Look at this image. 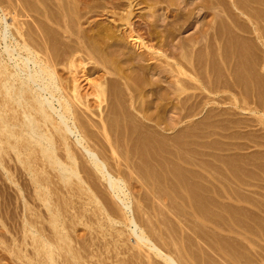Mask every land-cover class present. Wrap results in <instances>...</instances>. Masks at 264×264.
I'll list each match as a JSON object with an SVG mask.
<instances>
[{"label":"bare ground","instance_id":"1","mask_svg":"<svg viewBox=\"0 0 264 264\" xmlns=\"http://www.w3.org/2000/svg\"><path fill=\"white\" fill-rule=\"evenodd\" d=\"M54 1V0H53ZM98 1V0H97ZM105 1V0H104ZM147 2V0H108L107 2H100V0L97 2V4H99V12L101 13V15H107V16H115L116 15V9H118V11H121L123 9V12L121 14H123L120 19L118 20L117 17L114 19L112 18V20H110L111 22H108L106 19V22L108 23H112V24H106L104 23V20H102L101 25L97 24L96 20L95 23H92L94 20H91L92 22H88L89 26L84 25L83 22H85L86 17H82L85 16V12L83 13L81 10H76L72 8V10L70 9L71 6L66 7V6H61L60 4H58L57 6L55 5L56 8L51 6H41L40 14H41V19L40 21L43 22L40 30L38 31H30L27 30L26 28H24L23 26L19 28H22V31L15 27V29L17 28V34H20L21 39H19L15 32H12L10 29V25L7 21V17L6 14L3 12L4 10L2 9L3 7H1L0 5V163H2L4 156L8 155V149L10 148V150L12 149V151H15V154L17 155V159H19L20 162H22V165L28 170L30 176H32V180L33 182L31 184L35 185L34 187V191L36 189V193H34L38 196H36L37 201L38 198L40 200H42L44 203L41 204L43 205V207H45V210L43 211L44 214H47V212L49 213V215L47 216V218H49L48 220H44L46 221L45 223L47 225H49L51 229H48L46 227H44L46 224L43 225V228L39 230L38 224L36 227V223L34 224H30L28 227V229L25 230L30 232V235L32 236L31 239L32 241H36V245L35 243H33L32 241H29L30 244L31 242L33 244H31L32 246L35 247L34 250L35 251V255H37V258L33 257L34 259L31 258V260H29L30 255L28 257L25 256L28 259V262L30 261V263L32 264H86L88 263L86 261V256L88 255V253H84L83 251H88V249L86 248L84 241L78 240L77 242L80 244V246H76L73 245V242L75 244V236L73 234H75L74 232L78 231L76 230L77 225L80 223L82 224V221L80 220H84V218H86L87 215V211L89 210L90 204H95L98 207L97 210L94 207L93 209H95V214L97 212V214L95 216H108L109 220L111 221V224L115 225L116 224H125L126 228L129 227L130 230L132 231V233L134 234L135 237V243L138 246H145L149 251H151L152 253H154L155 255H157L160 259H162L165 263L167 264H181L182 262L179 260V257H175L172 255V253H168V252H164L159 245L157 244V242L154 241V239L151 237L150 233L147 232L146 228L141 225V223H139L138 219L135 216V211L133 209L134 205H132L133 201H131V198L133 195L135 197V194H133L131 196V192L132 189L130 188L128 182L131 181L127 179V175L124 176L123 174H117L114 173L111 169V162L108 163L109 161L106 159V157H104L98 150L99 145L97 144V149L93 148V144H91V139H92V135L89 133V130H93L90 128L91 125L93 128L98 129V131L95 133V137H97L96 135L98 134L101 135V137H103V140L106 142V147L108 148L111 152V154H113L115 156H119V158H123L126 161V165L122 162L123 160L120 159V162H117V165H121L122 163L125 165V168H141L143 164H147L146 160L144 161L141 157L140 160L141 163L142 161H144L143 164H139L136 161H138L139 159H135V157L132 154V151L134 150L135 146H136V140L134 139L137 136L138 139L142 138L144 141L145 140H149L147 142V145L150 144L151 142H153L152 144H154L155 146H157L158 141L160 142V140L157 139V143L155 141H153V138L156 136V134H161V137H169L165 134H163V132H167L169 130V133H173L174 137L177 138L176 141L181 138V133H183V126H180L181 122L183 121L184 117L187 116H196L197 110L196 108L199 107L198 103H194L189 104L190 100H189V109L188 107L182 103H185L186 100L188 101V99H186L184 101V99L189 95V92L186 90L185 86L187 85H191L193 87L194 84L196 85V83H192L189 84L188 83V79L192 78L193 80H198L199 78H197V75L194 73H197V71L199 72L200 69L199 66H197V62L200 61L199 58V53L200 51H203V48H211L213 45V42L215 41L216 38H221L222 33H220L221 35L218 34V30L219 26H217L216 24H219L217 22V18L220 20V22H223L224 25H226L227 28H233L234 26H236L237 23V13L242 12L241 8L242 6L239 7V3L237 4V2H239V0H222L219 2V0H200V3H202L201 5L204 4V6H202L203 8L205 7V11L203 12V14H201V10L199 11L201 14V17H198L199 14L197 15V13H199L198 11L194 12L193 11V6H195L196 4L194 3L196 0H153V7L151 8L154 12H157L156 15L158 14L159 18H162V21H166L165 19V12L168 8L167 6L173 5L174 4L177 7V13H179L180 9V13L177 16H180L181 18L185 19L182 20L183 23L181 24L180 22H178L180 24V28L176 27H170V29H164V31H162V33L164 34V32L166 31L167 33L164 35H161V30L160 29H154L153 26H155L154 23L151 24V22L146 20V30L143 31L140 28L139 24H142L141 22L138 24L136 22V20H134V15L136 18V14H135V10L136 7L138 5H142L144 2ZM149 1V0H148ZM151 1V0H150ZM149 3H152L150 2ZM241 1V0H240ZM243 1V0H242ZM250 1V0H249ZM253 1V0H252ZM251 1V2H252ZM262 1V0H260ZM58 2V1H57ZM75 2V1H74ZM80 2V1H79ZM85 2V1H82ZM89 3V0L87 1ZM91 2H94L93 0ZM100 2V3H99ZM144 4H147V3ZM221 3V9H219L217 7L218 5ZM259 2V1H258ZM59 3V2H58ZM81 3V2H80ZM148 3V4H149ZM197 3V2H196ZM200 3L198 5H200ZM226 3V4H225ZM240 5L244 6L245 5L242 4L244 2H240ZM255 3H257V1H255ZM260 3V2H259ZM55 4H57L55 2ZM74 4V3H73ZM83 4V3H82ZM143 4V5H144ZM147 4V5H148ZM166 4V5H165ZM183 6H182V5ZM192 5V7H190V5ZM195 4V5H194ZM225 4V5H224ZM92 5V4H91ZM90 5V6H91ZM95 5V4H94ZM93 5V6H94ZM189 5V7L187 6ZM76 7H78L77 5H74ZM83 6V5H82ZM88 6V5H87ZM89 6V7H90ZM150 6V4H149ZM148 6V8H150ZM173 6L172 9L174 8ZM175 6V7H176ZM185 6H187L185 8ZM197 6V5H196ZM196 6L194 8H196ZM222 6H226V8H222ZM249 6V5H248ZM255 6V5H254ZM259 6V4L257 5ZM256 6V7H257ZM263 6V5H262ZM75 7V8H76ZM124 7V8H123ZM181 7H184L182 9ZM198 7V6H197ZM247 7V5H246ZM253 7V4H252ZM82 8V7H81ZM85 8V7H84ZM96 8V7H95ZM109 8V9H108ZM123 8V9H120ZM141 8V7H140ZM147 8V7H146ZM180 8V9H179ZM216 8V9H214ZM240 8V11L238 10ZM261 8V7H260ZM71 12H70V10ZM83 9V8H82ZM91 9V8H90ZM89 9V10H90ZM102 9V10H101ZM120 9V10H119ZM138 9V8H137ZM150 9V10H151ZM166 9V10H165ZM171 9V10H172ZM197 9V8H196ZM219 9V11H221L223 9V11L221 12L223 15H221V13H219V11H213V10H217ZM236 9V10H235ZM244 11H248V9L244 10ZM255 9V8H253ZM262 9V8H261ZM260 9V10H261ZM87 10V9H86ZM85 10V11H86ZM88 10V11H89ZM163 10V11H161ZM175 9H173L174 11ZM237 11V13L235 11ZM251 10V9H250ZM257 12V9H255ZM84 11V10H83ZM95 11V10H94ZM139 11V10H138ZM141 11V10H140ZM143 11V10H142ZM170 11V8H169ZM167 11V12H169ZM173 11H171V13H174ZM185 11V12H184ZM187 11V12H186ZM203 11V10H202ZM236 13L235 15H233L235 18H237L236 20L233 17V20H235V24L232 27V24L230 23V20H232V13L234 14V12ZM6 12V11H5ZM95 12H98L97 10ZM162 12V13H161ZM175 12V13H176ZM254 12V11H253ZM61 14V20L58 18L60 17L59 15ZM91 13V11H90ZM145 13V12H144ZM151 13V11H150ZM170 13V14H171ZM176 13V14H177ZM252 13V12H250ZM258 13V12H257ZM11 14V13H10ZM23 14V13H22ZM39 14V15H40ZM87 14V13H86ZM94 14V13H93ZM98 14V13H97ZM138 14V13H137ZM147 14V13H146ZM143 14V15H146ZM167 14V13H166ZM213 16H212V15ZM227 14V15H226ZM244 14V13H243ZM12 15V14H11ZM58 15V16H57ZM75 15V16H73ZM88 15V14H87ZM211 15L210 20H206V23L203 22L202 20V25L205 23L206 27H204L203 30V38L204 40H200L199 37L195 36H191L190 39H188V41L185 39H183L184 41H179L178 44H175L180 47L183 48V51L181 52V49L177 48L174 45L173 42V38L169 39L170 36L174 37V35H176V33H178L177 29L182 30L185 27H191L192 24H194V22L196 20L201 21V19H204L205 17H208ZM225 15V16H224ZM240 13H239V18H240ZM250 15V14H248ZM256 15V13H255ZM254 15V17H255ZM8 16V15H7ZM90 16V15H89ZM95 16V15H94ZM117 16V15H116ZM139 16V15H138ZM148 16V14H147ZM155 17V15H153ZM173 16H175V14H173ZM221 16V17H220ZM223 16V17H222ZM252 16V15H251ZM260 16V15H257ZM14 17V16H13ZM80 17V22L81 19H84L85 21H83L82 23H76L77 18ZM92 17V16H91ZM103 17V16H101ZM105 17V16H104ZM146 17V16H145ZM155 17V19H156ZM168 17V15H167ZM166 17V18H167ZM179 17L178 20H181V18ZM217 17V18H216ZM220 17V18H219ZM247 17V16H246ZM39 18V17H38ZM76 18V19H75ZM140 18V17H139ZM150 18V17H149ZM151 18H153L151 16ZM172 18V17H171ZM174 18V17H173ZM176 18V17H175ZM178 18V17H177ZM243 18V16H242ZM257 18V17H255ZM14 19V18H13ZM96 19V18H95ZM110 19V18H109ZM141 19V18H140ZM147 19V18H146ZM168 19V18H167ZM206 19V18H205ZM204 19V20H205ZM209 19V18H208ZM245 19V18H244ZM243 19V20H244ZM254 19V18H251ZM249 19V21L251 20ZM78 24V26H72L74 23ZM79 20V19H78ZM90 21V19H87ZM232 20V21H233ZM73 21V23H72ZM101 20H99L100 22ZM121 21H124V25L120 26ZM181 21V22H182ZM208 21V22H207ZM231 21V22H232ZM240 21V20H239ZM242 21V19H241ZM248 21V22H249ZM258 21V20H256ZM260 21V20H259ZM78 22V21H77ZM87 22V21H86ZM154 22H156V20H154ZM198 21H196L197 23ZM245 22V21H242ZM240 22V25L241 23ZM254 23V20L251 21ZM72 23V24H71ZM161 23V22H159ZM172 23V22H171ZM195 23V24H196ZM222 23V25H223ZM260 23V22H259ZM259 23L257 25L256 23V27L255 29L257 30L259 27ZM262 23V22H261ZM12 24V23H11ZM23 24V23H22ZM40 24V23H39ZM57 25V27L55 25ZM104 24V25H103ZM106 24V25H105ZM138 24V25H137ZM154 24V25H153ZM167 23H165L166 25ZM170 24V23H169ZM178 24V25H179ZM204 24V25H205ZM245 24V23H242ZM255 24V23H254ZM14 25V23H13ZM45 25V26H44ZM162 25V24H161ZM201 25V24H200ZM250 25V24H249ZM16 26V24H15ZM26 26V24H25ZM143 26V24H142ZM157 26V23H156ZM172 26V25H171ZM184 26V28L182 27ZM239 26V25H238ZM244 26V25H241ZM240 26V27H241ZM245 26H247V21ZM244 26V27H245ZM38 27V28H39ZM158 27V26H157ZM166 27V26H163ZM182 27V28H181ZM194 27V25H193ZM203 27V26H202ZM216 27H218L216 29ZM222 27V26H221ZM237 27V26H236ZM239 27V28H240ZM258 27V28H257ZM263 27V25H262ZM14 28V27H13ZM42 28V29H41ZM224 28V27H223ZM248 28V27H247ZM250 28V27H249ZM252 28V27H251ZM264 28V27H263ZM36 29V28H35ZM34 29V30H35ZM201 29V28H200ZM198 28V30H200ZM238 29V27H237ZM242 29H246V28H242ZM254 29V28H253ZM185 30V29H184ZM217 30V31H216ZM224 30V29H223ZM227 30V29H226ZM225 30V31H226ZM235 30V29H234ZM232 29V31H234ZM241 30V29H240ZM248 30V29H247ZM252 30V29H251ZM255 30V31H256ZM224 31V33H225ZM236 31V30H235ZM242 31V30H241ZM254 31V32H255ZM244 32V31H243ZM249 32V31H247ZM258 32V31H257ZM256 32V33H257ZM201 33V32H200ZM236 33V32H235ZM240 33V32H239ZM238 33V34H239ZM260 33H262L260 31ZM173 34V35H172ZM194 34V33H193ZM227 34V33H225ZM233 34V33H231ZM242 34V33H241ZM239 34V35H241ZM262 36V35H259ZM170 35V36H168ZM219 35V36H218ZM237 35V36H239ZM247 35V34H246ZM245 35V36H246ZM183 36V35H181ZM185 36V35H184ZM226 36V35H225ZM232 36V35H231ZM177 37V35H176ZM180 37V35H179ZM230 37V36H229ZM234 37V34H233ZM184 38V37H183ZM187 38V37H185ZM218 38V39H219ZM232 38V37H231ZM237 38V37H236ZM236 38L233 39L234 42L236 41ZM242 38V37H241ZM246 38V37H245ZM262 38V37H261ZM182 39V38H181ZM222 39V38H221ZM226 39V38H225ZM240 39V38H237ZM247 39V38H246ZM249 39V38H248ZM108 40V41H107ZM112 40V41H111ZM157 44H154L152 42H155ZM178 40V38H177ZM217 40V39H216ZM223 40V39H222ZM232 40V41H233ZM244 40V39H243ZM258 40V39H257ZM256 40V41H257ZM264 40V38H263ZM110 41V42H109ZM248 41V40H247ZM250 41V40H249ZM255 41V39H254ZM259 41V40H258ZM261 41V40H260ZM170 42L173 43V45L179 49L176 50L178 52H175L174 47L172 48V44H170ZM220 42V40H219ZM264 42V41H263ZM204 43V45H202ZM215 43V42H214ZM218 43V42H217ZM229 43V41H228ZM219 44V43H218ZM222 44V43H221ZM224 44V42H223ZM259 44V43H258ZM200 45V46H198ZM212 45V46H211ZM220 45V44H219ZM261 45V43H260ZM156 46H158V48L160 47L162 50H160V48L158 49ZM211 46V47H210ZM168 47V48H166ZM215 47V44H214ZM228 47V44H227ZM218 48V46L216 47ZM215 48V49H216ZM226 48V47H225ZM170 49H174V50H169ZM223 49V48H222ZM205 50V49H204ZM227 49H224V51ZM168 51L170 53H168ZM183 53L180 55V52ZM208 51V50H207ZM213 51V50H212ZM222 51V50H221ZM210 52V49H209ZM215 52V51H213ZM217 52V50H216ZM220 52V51H219ZM226 52V51H225ZM179 53V55L177 54ZM208 53V52H207ZM228 53L230 54V52L228 51ZM188 54V55H187ZM215 54V53H214ZM221 53H219L220 55ZM227 54V53H226ZM104 55H109L110 59H107V61L105 60L106 58L104 57ZM213 55V53H212ZM217 55V54H216ZM106 56V57H107ZM190 56V59L188 57ZM215 56V55H214ZM229 56V55H228ZM227 56V57H228ZM231 56V55H230ZM203 57V56H202ZM217 57V56H216ZM220 57V56H219ZM218 57V59H219ZM184 59H188V63L186 64L185 62H183ZM194 58V59H193ZM209 58V56H208ZM224 58V57H223ZM222 58V59H223ZM229 58V57H228ZM155 59L161 62H155ZM177 59V60H176ZM198 59V61H197ZM204 59V57H203ZM213 59V58H212ZM211 59V60H212ZM173 60V61H172ZM210 60V59H209ZM220 60V59H219ZM224 60V59H223ZM226 60V58H225ZM230 60V59H229ZM257 60V59H256ZM260 60V58H259ZM206 61V60H205ZM217 61V60H216ZM202 62V61H201ZM209 62V61H208ZM260 62V61H259ZM204 63V61H203ZM219 63V61H218ZM225 63V62H224ZM92 64V65H91ZM201 64V63H200ZM214 64V63H213ZM190 65V66H188ZM211 65V64H209ZM223 65V64H222ZM227 65V64H226ZM231 66H233L232 64H230ZM229 65V66H230ZM255 65V64H254ZM259 65V64H257ZM169 69L173 68L175 71V75L177 77L176 71H178L179 75H183V78H181L180 76H178L177 78L175 77V75H171L174 76V80H171L173 82H171L170 84L173 86L172 89L173 91H181V92H188V94H183V98H180V94L181 92H175L176 95L173 91H171V87H169L168 89L174 93L173 96H177L175 97V100L177 101H173V102H177V103H172L171 106L169 104V98L172 97V95L170 96L168 93H166L164 91V85H162V81L163 78L169 77L166 75L167 73V67ZM171 66V67H169ZM188 66V67H187ZM207 66V65H206ZM205 66V67H206ZM225 66V65H224ZM228 66V67H229ZM198 67V68H197ZM210 67V66H208ZM214 67V66H213ZM264 67V66H263ZM207 68V67H206ZM184 69H190V71H193L194 73H190L187 72ZM205 69V68H204ZM210 69V68H208ZM231 69V68H230ZM263 69V68H262ZM207 70V69H206ZM225 70V69H224ZM223 70V71H224ZM172 72V69L170 70ZM201 71V70H200ZM216 71V70H215ZM238 71V70H237ZM244 71V70H243ZM169 72V70H168ZM209 72V71H208ZM232 72V71H231ZM234 72V71H233ZM236 72V71H235ZM201 73H206L205 70ZM220 73V72H219ZM240 73V72H239ZM90 74H94L96 75L97 79H95L94 81L91 82V91H82V79H87L88 76ZM168 74V75H170ZM211 74V72H210ZM216 74V72H215ZM218 74V73H217ZM237 74V73H236ZM205 75V74H204ZM203 75V76H204ZM226 75V74H225ZM232 75V74H231ZM247 75V74H246ZM157 76V77H156ZM188 76V77H186ZM199 76V75H198ZM223 76V75H221ZM236 76V75H235ZM245 76V74H244ZM243 76V77H244ZM215 77V76H214ZM225 77V76H224ZM232 77V76H231ZM242 77V74H241ZM249 77V76H248ZM186 78V79H185ZM188 78V79H187ZM204 78V77H203ZM210 78V77H209ZM208 78V79H209ZM216 78V77H215ZM220 78L217 76V79ZM222 78V77H221ZM234 78V77H233ZM240 78V77H239ZM89 79V78H88ZM201 79V78H200ZM212 78H210L211 80ZM228 80V78H226ZM225 79V80H226ZM243 79V78H242ZM245 79V78H244ZM205 80V79H204ZM213 80V79H212ZM235 80V79H233ZM237 80V79H236ZM241 80V79H240ZM191 81V80H190ZM189 81V82H190ZM206 81V80H205ZM217 81V80H216ZM214 81V82H216ZM220 81V80H218ZM217 81V82H218ZM224 81V80H223ZM221 81V82H223ZM238 81V80H237ZM244 81V80H243ZM247 81V80H246ZM164 82V81H163ZM170 82V80H169ZM194 82V81H193ZM199 82V80H198ZM211 82V81H210ZM236 82V81H235ZM165 83V82H164ZM212 83V82H211ZM209 83V85L211 84ZM219 83V82H218ZM223 83H227V82H223ZM232 83V81H231ZM243 83V82H242ZM198 84V83H197ZM167 85V84H166ZM226 85V84H225ZM233 85V83H232ZM241 85V83H240ZM248 85V84H247ZM216 86V85H215ZM219 86V85H218ZM229 86V85H228ZM244 86V85H243ZM166 87V86H165ZM189 86H187L188 88ZM201 87V86H200ZM217 87V86H216ZM225 87V86H224ZM240 87V86H239ZM245 88L248 89V87L244 86ZM185 88V91H184ZM192 88V87H191ZM209 88V87H208ZM219 88V87H218ZM227 88V87H226ZM234 88V87H233ZM190 89V88H189ZM163 90V91H162ZM203 90V89H201ZM206 90V89H205ZM216 90V89H215ZM243 90V89H242ZM207 91V90H206ZM227 91V90H226ZM231 91V90H230ZM237 91V90H236ZM169 92V91H168ZM170 92V93H171ZM191 92V91H190ZM195 92V91H194ZM208 92V91H207ZM214 92V91H213ZM217 92V91H216ZM222 92H224V90H222ZM239 92V91H238ZM192 93V92H191ZM197 93V92H195ZM181 94V95H182ZM240 94V93H238ZM248 94V93H247ZM243 95V94H242ZM170 96V97H169ZM200 96V95H199ZM223 97V95H221ZM227 96V95H226ZM233 95H231L232 98ZM246 96V93H245ZM249 96V95H248ZM258 96V95H256ZM192 97V96H191ZM190 97V98H191ZM202 97V96H200ZM229 97V96H228ZM236 97V96H234ZM247 97V96H246ZM94 99L97 103V105H94V103L92 104L91 100ZM174 98V97H173ZM172 98V100H173ZM188 98V97H187ZM199 98V97H197ZM203 98V97H202ZM212 98V97H211ZM210 98V99H211ZM240 98V97H239ZM259 98V96H258ZM196 99V98H195ZM194 99V100H195ZM227 99V98H226ZM229 99V98H228ZM242 99V98H241ZM249 99V98H248ZM252 99V98H251ZM91 100V101H90ZM198 100V99H197ZM196 100V102H197ZM209 100V99H208ZM240 100V99H239ZM94 101V102H95ZM206 101V100H205ZM236 101V98H235ZM171 102V101H170ZM193 102V101H191ZM199 102V101H198ZM202 102V101H201ZM260 102V101H258ZM95 103V104H96ZM200 103V102H199ZM244 103V102H243ZM246 103V102H245ZM261 103V102H260ZM248 104V103H247ZM94 105V106H93ZM171 106V107H170ZM202 106H204V104H202ZM207 106V105H206ZM182 107H185V109H181ZM187 107V108H186ZM173 108V109H172ZM203 108V107H202ZM239 108V107H238ZM172 109V110H171ZM176 109V111H174ZM198 109V108H197ZM206 109V108H205ZM211 110V108H209ZM174 111V113H180L179 110H182L183 112H181V116L178 114V120L176 119L175 122V118L172 115V117H174V121H171L170 119L172 118H168L167 120V115L169 114L168 112ZM185 110H188V112L186 111V113H184ZM244 110V109H243ZM179 111V112H177ZM208 111V109H207ZM12 113V115L10 114ZM168 113V114H167ZM184 113V114H183ZM205 113V112H204ZM171 114V113H170ZM198 114V113H197ZM176 115V114H175ZM208 115V114H207ZM170 116V115H168ZM205 116V115H204ZM208 118V117H207ZM210 118V117H209ZM264 118V117H263ZM211 119V118H210ZM167 120V121H166ZM173 120V119H172ZM195 120V119H194ZM204 120V119H202ZM201 120V121H202ZM216 120V119H215ZM200 121V122H201ZM206 121V120H205ZM212 121V119H211ZM235 121V120H234ZM234 121H232L234 123ZM241 121V120H239ZM170 122H174V123H170ZM214 122V121H213ZM236 122V121H235ZM123 125H122V124ZM193 123V122H192ZM197 123V122H196ZM202 123V122H201ZM210 123V122H209ZM216 123V122H215ZM194 124V123H193ZM199 124V123H198ZM242 124V123H241ZM182 125V124H181ZM200 125V124H199ZM207 125V124H206ZM215 125V124H214ZM229 125V124H228ZM240 125V124H239ZM202 126V125H201ZM208 126V125H207ZM212 126V125H210ZM232 126V125H231ZM238 126V125H236ZM183 127V128H182ZM196 127V126H195ZM209 127V126H208ZM90 128V129H89ZM191 129V127H188ZM206 128V127H205ZM204 128V129H205ZM216 128V127H215ZM189 129V130H190ZM193 129V128H192ZM191 129V131H192ZM210 129V128H209ZM141 130V131H140ZM171 130V131H170ZM95 131V130H94ZM187 131V130H186ZM194 135L197 133L194 129ZM203 131V129H202ZM210 131V130H209ZM196 132V133H195ZM201 132V131H200ZM191 133V132H190ZM199 133V132H198ZM216 133V132H215ZM231 133V132H230ZM229 133V134H230ZM187 134V133H186ZM211 134V133H210ZM214 134V133H213ZM233 134V133H232ZM158 135L156 136V138L158 137ZM164 135V136H162ZM171 137V134H169ZM184 136V134H182ZM201 135V134H200ZM207 135V134H206ZM215 135V134H214ZM193 136V135H192ZM202 136V135H201ZM93 137V138H95ZM100 137V136H99ZM100 137V138H101ZM194 137V136H193ZM224 137V136H223ZM230 137V136H229ZM228 137V138H229ZM236 137V136H235ZM121 138H127L126 144L124 145V147H126V153L123 155H120L119 153V146L120 144H116L117 140L121 139ZM155 138V140H156ZM159 138V137H158ZM173 138V137H172ZM174 138V139H175ZM189 138V137H188ZM197 138V136H196ZM195 138V139H196ZM225 138V137H224ZM234 138V137H233ZM14 139V141L12 140ZM139 139V140H140ZM141 139V140H142ZM165 139V138H162ZM227 139V138H226ZM93 140V139H92ZM138 140V141H139ZM140 140V141H141ZM170 140V139H168ZM182 141V139H180ZM186 140V139H185ZM221 140V139H220ZM225 140V139H224ZM95 141V139L93 140ZM92 141V142H93ZM121 141V140H120ZM135 142V146L133 145V142ZM139 141V142H140ZM151 141V142H150ZM163 141V140H162ZM171 141V140H170ZM168 141V142H170ZM213 141V140H212ZM103 142V141H102ZM123 142V140H122ZM130 142H132V145L134 146L133 150H132V145L130 144ZM143 142V141H142ZM140 142L141 144H143V148L147 149V145L143 142ZM150 142V143H149ZM166 142V140H164L162 142V144ZM179 142V141H178ZM176 142L175 147H177V150L179 151L180 149H184V147L181 146V148L179 149L180 144L182 143H178ZM218 142V141H217ZM222 142V141H221ZM257 142V141H256ZM119 143V142H118ZM156 143V144H155ZM175 143V142H174ZM178 143V144H177ZM186 143V142H185ZM196 143V142H195ZM232 143V142H231ZM259 143V142H258ZM139 145L137 143L138 146H142ZM145 144V145H144ZM171 145V143H169ZM168 144V145H169ZM188 144H190L188 142ZM197 144V143H196ZM213 143H211L212 145ZM227 144V143H226ZM8 146V149L5 147ZM103 145H105L103 143ZM102 145V146H103ZM131 145V146H130ZM158 145H161L160 143H158ZM165 145V144H164ZM167 145V143H166ZM182 145V144H181ZM186 145V144H184ZM183 145V146H184ZM195 145V144H194ZM192 145V146H194ZM214 145V144H213ZM217 145V144H216ZM94 146L95 143H94ZM146 146V147H145ZM219 146V145H218ZM154 147V146H153ZM159 147V146H158ZM158 147H155V153L156 151H158ZM165 147V146H164ZM167 147V146H166ZM170 147V146H169ZM173 147V146H172ZM175 147L173 148V150L175 149ZM215 147V146H214ZM225 147H227V145H225ZM230 147V146H229ZM6 148V149H5ZM103 148V147H101ZM104 148V149H105ZM142 147L139 149H143ZM152 147L148 146V149ZM218 148V147H217ZM79 149V150H78ZM100 149V148H99ZM103 149V150H104ZM125 149V148H124ZM169 149V148H168ZM188 149V148H187ZM194 149V148H193ZM230 149V148H229ZM228 149V150H229ZM8 150V151H6ZM61 150V152H60ZM102 150V149H101ZM107 150V149H106ZM138 150V149H136ZM135 150V151H136ZM160 150V149H159ZM170 150V149H169ZM176 150V149H175ZM173 153H177V150ZM231 150V149H230ZM80 151V153H79ZM121 151V150H120ZM125 151V150H124ZM162 151V150H161ZM167 151V150H166ZM194 151H196L194 149ZM8 153V154H3V153ZM144 152V151H143ZM147 152V151H146ZM148 152L150 153H146V156H149L151 153V155L154 156V151L151 152L148 150ZM160 152V151H159ZM164 152V151H163ZM190 152V151H188ZM106 153V152H104ZM135 153V152H134ZM141 152L138 153V156ZM181 153V152H180ZM179 153V154H180ZM185 153V152H184ZM195 153V152H194ZM193 153V154H194ZM2 154L4 155L2 158ZM81 155V157H80ZM107 155V154H106ZM110 155V154H109ZM108 155V156H109ZM144 155V154H143ZM151 155L149 157H151ZM160 155V154H158ZM170 155V152H169ZM174 155V154H173ZM181 155V154H180ZM196 155V153H195ZM137 156V155H136ZM152 156V157H153ZM157 156V155H155ZM162 156V155H161ZM172 156V154H171ZM188 156V155H187ZM210 156V155H209ZM213 156V155H211ZM221 156V155H220ZM225 156V155H224ZM82 157H86L88 160V165L90 163V167L86 165L82 162ZM112 157V159H113ZM148 157V158H149ZM199 157V156H198ZM217 157V155H216ZM108 158V157H107ZM111 158V157H110ZM117 158V157H116ZM115 158V159H116ZM118 158V160H119ZM136 160H134V159ZM139 158V157H138ZM157 158V157H156ZM164 158V156H163ZM172 158V157H171ZM194 158V157H192ZM204 158V157H203ZM230 158V157H229ZM259 158V157H258ZM262 157H260L261 159ZM111 159V160H112ZM174 159V158H173ZM182 159L179 157V160ZM196 159V157L194 158ZM240 159V158H239ZM110 160V159H109ZM122 160V161H121ZM176 160V159H175ZM186 160V159H185ZM197 160V159H196ZM211 160H213L211 158ZM229 160V159H228ZM231 160V159H230ZM238 160V159H237ZM246 160V159H244ZM259 160V159H257ZM263 160V159H262ZM85 161V160H84ZM139 161V162H140ZM173 161V160H172ZM171 161V162H172ZM202 161V160H201ZM204 161V160H203ZM208 161V160H207ZM223 161V160H222ZM235 161V160H234ZM241 161V159H240ZM243 161V160H242ZM247 161V160H246ZM87 162V161H86ZM146 162V163H145ZM155 162V161H154ZM176 162V161H174ZM187 162V161H186ZM193 162V161H192ZM198 163L199 160L197 161ZM205 162V161H204ZM214 162V160H213ZM218 162V161H217ZM264 162V160L262 161V163ZM113 163V162H112ZM169 163V160H168ZM203 163V162H202ZM224 163V162H223ZM241 163V162H239ZM260 163V161H259ZM4 164V163H3ZM6 164V163H5ZM110 164V166H109ZM149 164V162H148ZM164 165V162L162 163ZM188 164V163H187ZM193 164V163H192ZM220 164V163H218ZM226 164V162H225ZM230 164V163H229ZM233 164V163H232ZM235 164V163H234ZM233 164V165H234ZM251 164V163H250ZM85 165V166H84ZM115 164V167L117 166ZM137 165H140L137 166ZM156 165V164H155ZM172 165V164H171ZM184 165V164H183ZM198 165V164H197ZM204 165V164H202ZM209 165V164H208ZM222 165V162H221ZM224 165V164H223ZM222 165V166H223ZM242 165V164H241ZM253 165V164H252ZM5 166V165H4ZM113 166V165H112ZM122 166V165H121ZM127 166V167H126ZM165 166V165H164ZM173 166V165H172ZM177 166V165H176ZM206 166V163H205ZM235 166V165H234ZM244 166H246L244 164ZM250 166V165H249ZM257 166V165H255ZM263 166V165H261ZM3 167V165H2ZM7 167V166H5ZM23 167V169H24ZM89 167V169H88ZM114 167V168H115ZM124 167V166H123ZM149 167V166H148ZM152 167V166H151ZM156 167V166H155ZM159 167V166H158ZM168 167V165H167ZM203 167V166H202ZM210 167V166H209ZM213 167V166H212ZM226 167V166H225ZM228 167H230L228 165ZM48 168H50L48 170ZM146 168V167H145ZM143 168V170L145 169ZM162 168V167H160ZM189 168V167H188ZM194 168V167H193ZM205 168V167H204ZM216 168V167H215ZM223 168V167H222ZM238 168V167H237ZM240 168V167H239ZM248 168V167H246ZM260 168V167H259ZM95 174L94 172H96V176L97 174L100 175L99 177L101 179H103L104 181L107 182V184L105 186L108 187V189L111 190V192L113 193L114 197L117 198L119 200V202L121 203V209L122 211H120L121 214H117L116 216V212L115 214L112 213L113 210L111 212V208H109V206L107 207L106 203H103L104 201H102L103 199H101L102 197L99 196L100 192L98 193L97 190L95 188H97L96 184L95 186L92 184L90 178L88 177L89 175H87V172H89L88 170ZM137 169V168H136ZM139 169V170H141ZM156 169V168H155ZM170 169V167H169ZM173 169V168H172ZM176 169V168H175ZM190 169V168H189ZM227 169V168H225ZM229 169V168H228ZM258 169V168H257ZM27 170H24L23 172H27ZM52 170L56 173L57 178L59 179V183L54 181L53 179H56V175H52L53 179L50 177L49 175V171ZM87 170V171H86ZM116 170V168H115ZM118 170H121L120 167ZM151 170V169H150ZM161 170V169H160ZM162 170H164L162 168ZM188 170V169H187ZM193 170V169H192ZM191 170V171H192ZM198 170V169H197ZM219 170V169H218ZM223 169H221L222 171ZM246 170V169H244ZM248 170V169H247ZM51 171V172H52ZM129 171V170H128ZM132 171V170H131ZM137 171V170H136ZM142 171V170H141ZM146 171H148V169H146ZM145 171V172H146ZM155 171V170H154ZM165 171V170H164ZM170 171V170H169ZM189 171V170H188ZM187 171V172H188ZM199 171V170H198ZM236 171V169L234 170ZM252 171V170H251ZM254 171V170H253ZM50 172V173H51ZM119 172V171H118ZM133 172V171H132ZM139 171H137L136 175H139L138 173ZM144 172V171H143ZM142 172V173H143ZM156 172V171H155ZM159 172V171H158ZM166 172V171H165ZM174 172V171H173ZM180 172V171H179ZM213 172V171H212ZM245 172V171H243ZM10 173V172H9ZM121 173V172H120ZM135 173V172H134ZM134 173H130L131 175ZM141 173V174H142ZM153 173V172H152ZM164 173V172H163ZM172 173V172H171ZM195 173V171H194ZM197 173V172H196ZM215 173L216 170H215ZM229 173V172H228ZM232 173V172H231ZM252 173V172H251ZM24 174V173H23ZM22 174V175H23ZM26 174V173H25ZM128 174V173H127ZM139 175L142 177V175ZM145 174V173H144ZM143 174V175H144ZM156 174V173H153ZM159 174V173H158ZM157 174V175H158ZM165 174V173H164ZM174 174V173H173ZM179 174V173H178ZM212 174V173H211ZM223 174V173H222ZM221 174V175H222ZM135 175V174H134ZM148 175V174H147ZM150 175V173H149ZM171 175V174H169ZM175 175V174H174ZM188 175V174H187ZM191 175V174H190ZM196 175V174H195ZM214 175V173H213ZM219 175V173H218ZM229 175V174H228ZM231 175V174H230ZM233 175V174H232ZM248 175V174H246ZM245 175V176H246ZM254 175V173H253ZM256 175V173H255ZM10 176V175H9ZM29 176V177H30ZM129 176V175H128ZM138 176V177H139ZM152 176V175H151ZM149 176V177H151ZM161 176V175H160ZM166 176V175H165ZM176 176V175H175ZM208 176V175H207ZM227 176V175H226ZM235 176V175H234ZM233 176V177H234ZM241 176V175H240ZM244 176V177H245ZM250 176V175H249ZM11 177V176H10ZM28 177V175H27ZM95 177V176H93ZM135 177V176H134ZM145 177V178H144ZM148 177V176H147ZM153 177V176H152ZM151 177V180H153ZM163 177V176H162ZM167 177V176H166ZM170 177V176H168ZM172 177V176H171ZM170 177V178H171ZM199 177V175H198ZM201 177V176H200ZM232 177V178H233ZM251 177V176H250ZM131 178V177H129ZM142 178L146 179V175L143 176ZM184 179V177H182ZM208 178V177H207ZM220 178V177H219ZM226 178V177H225ZM239 178V176H238ZM262 178V177H261ZM29 178H26V180ZM97 179V178H96ZM96 179H94V181H96ZM100 179V182H101ZM132 179V178H131ZM138 179V178H137ZM141 179V178H140ZM139 179V180H140ZM148 180L146 181H151L149 178H147ZM177 179V178H176ZM175 179V180H176ZM187 179V178H186ZM189 179V178H188ZM211 179V178H210ZM221 179V178H220ZM224 179V177H223ZM234 179V178H233ZM25 180V179H23ZM31 180V177H30ZM102 180V181H103ZM143 180V179H141ZM140 180V182H141ZM156 180V179H155ZM162 180V179H161ZM164 180V179H163ZM171 180V179H170ZM178 180V179H177ZM180 180V179H179ZM203 180V179H202ZM209 180V179H208ZM219 180V179H218ZM228 180H230L228 178ZM258 180V178H257ZM29 182V180H27ZM26 181V182H27ZM135 181V180H134ZM144 181V180H143ZM145 181V182H146ZM201 181V180H200ZM222 181V180H221ZM246 181V180H245ZM264 181V180H263ZM25 182V181H24ZM23 182V183H24ZM98 182V180H97ZM105 182V183H106ZM136 182V181H135ZM139 182V181H138ZM155 182V181H154ZM158 182V180H157ZM177 182V181H176ZM190 182V180H189ZM210 182V181H209ZM207 182V183H209ZM219 182V181H218ZM228 182V181H227ZM238 182V181H237ZM241 182V181H240ZM244 182V180H243ZM259 182V181H258ZM22 183V185H23ZM95 183V182H94ZM143 183V182H142ZM148 183V182H147ZM151 184L153 182H150ZM149 183V184H150ZM167 183V182H165ZM170 183V181H169ZM195 183V182H194ZM202 183V181H201ZM211 183V182H210ZM213 183V182H212ZM242 183V182H241ZM29 185V183H27ZM26 184V185H27ZM63 184V185H62ZM139 184V183H138ZM136 184V185H138ZM150 184V185H151ZM154 184V183H153ZM178 184V183H177ZM200 184V183H199ZM203 184V183H202ZM226 184V183H225ZM61 185L60 189H65L64 191H67L66 188H68V191L71 192V189L74 188L73 185H76V187H80L78 191H80L79 194H86L88 195L89 201H92L94 203H89V206L86 208L81 209V212H76L79 210V208H81L82 206H86L87 205V201L84 203V205H81V207L76 208L78 210L75 209V215L78 214V216L80 217V220H78V222H74L73 220H71L73 223L72 225L76 226L74 229L73 234L71 233V230L74 228V226L69 225L67 223L66 217L67 215H69L70 217L72 216L71 214H66L67 212H70V208H72L70 203H68L67 198H70L69 196V192H68V197L66 198L64 195L62 196L65 197L66 199L64 200L67 204L65 205V202L62 201V199L60 197L56 198V200L54 199L53 195L56 194V189L58 188V186ZM78 185V186H77ZM98 185V184H97ZM135 185V186H136ZM141 185V183L139 184ZM148 185V184H147ZM149 185V186H150ZM161 185V184H159ZM170 185V184H169ZM179 185V184H178ZM182 185V184H181ZM206 185V184H204ZM215 185V184H214ZM224 185V184H223ZM251 185V184H250ZM253 185V184H252ZM251 185V186H252ZM133 186V185H132ZM143 186V185H142ZM141 186V187H142ZM148 186V187H149ZM183 186V185H182ZM196 186V185H195ZM209 186V184H208ZM263 186V185H262ZM25 187V185H24ZM23 187V188H24ZM57 187V188H56ZM65 187V188H64ZM73 187V188H72ZM154 187V186H153ZM192 187V186H191ZM205 187V186H204ZM213 187V185H212ZM26 188V187H25ZM28 188V187H27ZM26 188V191H27ZM74 188V189H75ZM99 188V187H98ZM101 188V187H100ZM145 188V187H142ZM147 188V187H146ZM197 188V187H195ZM211 188V187H210ZM209 188V189H210ZM231 188V187H230ZM253 188V187H252ZM257 188V186H256ZM59 189V190H60ZM73 189V190H74ZM102 189V188H101ZM104 189V188H103ZM102 189V190H103ZM107 189V190H108ZM139 189V188H137ZM149 189V188H148ZM173 189V187H172ZM180 189V188H179ZM255 189V188H254ZM258 189V188H257ZM263 189V188H262ZM33 190V189H32ZM77 190V189H76ZM74 190V191H76ZM99 190V189H98ZM106 190V191H107ZM145 191V189H143ZM154 190V189H153ZM175 190V189H174ZM173 190V191H174ZM183 190V189H182ZM181 190V191H182ZM190 190V189H189ZM197 190V189H195ZM215 191V189H213ZM222 190V189H221ZM251 190V189H250ZM29 191H31V189H29ZM58 191V189H57ZM137 191V190H136ZM148 191V190H147ZM193 191V190H192ZM206 191V190H204ZM260 191V190H259ZM263 191V190H262ZM25 192V191H24ZM59 192V191H58ZM63 192V191H61ZM111 192H108V194H110ZM142 192V191H140ZM149 192V191H148ZM151 192V191H150ZM190 193H192L191 191H189ZM198 192V191H197ZM208 192V190H207ZM217 192V190L215 191ZM231 192V191H230ZM238 192V191H237ZM257 192V191H256ZM66 193V192H65ZM73 193V191L71 192ZM73 195V196H78L79 198L81 197L80 195ZM102 193V191H101ZM136 193V192H135ZM187 193V191H186ZM212 194V192H209ZM222 193V192H221ZM225 193V192H224ZM31 194V193H30ZM57 194H60L57 193ZM56 194V195H57ZM67 194V193H66ZM105 194V192H104ZM107 194V192H106ZM107 194V195H108ZM147 194V193H146ZM156 193L154 192V195ZM167 194V193H166ZM174 194V192H173ZM181 194V193H180ZM183 194V192H182ZM189 194V193H188ZM207 194V193H206ZM231 194V193H230ZM23 195V193H22ZM55 195V196H56ZM113 195H111L113 197ZM148 195V194H147ZM151 195V194H150ZM153 195V194H152ZM171 195V194H170ZM210 195V194H209ZM233 195V194H232ZM236 195V194H235ZM242 195V194H241ZM246 194H244L245 196ZM254 195V193H253ZM30 196V195H29ZM33 196V197H34ZM58 196V195H57ZM72 196V197H73ZM84 196V195H83ZM185 196V195H184ZM196 196V195H195ZM204 196V195H203ZM220 196V195H218ZM225 196V195H224ZM24 197V196H23ZM72 197L71 200L69 199V201H72ZM104 197V196H103ZM107 197V196H106ZM110 197V196H109ZM108 197V198H109ZM143 197V196H141ZM146 197V196H145ZM149 197V196H148ZM154 197V196H153ZM160 197V196H159ZM210 197V196H209ZM214 197V196H212ZM211 197V198H212ZM216 197V196H215ZM223 197V195H222ZM232 197V196H231ZM234 197V196H233ZM263 197V196H262ZM27 198V197H26ZM32 198V197H31ZM61 199V202H63L64 207L68 205L71 207H66V210L64 208H61L63 206L60 207V200L57 199ZM75 198V197H74ZM82 198V197H81ZM86 197H84L85 199ZM137 198V197H136ZM151 198V197H150ZM157 198V197H156ZM181 198V197H180ZM190 198V197H189ZM238 198V196H237ZM240 198V197H239ZM247 198V197H246ZM251 198V196H250ZM25 199V198H24ZM28 199V198H27ZM206 199V198H205ZM219 199V198H218ZM245 199V198H244ZM243 199V200H244ZM258 199V198H257ZM263 199V198H262ZM75 200V199H73ZM83 199H81L82 201ZM108 200V199H107ZM112 200V199H111ZM115 200V199H114ZM135 200V199H134ZM137 200V199H136ZM140 200V199H139ZM151 200V199H150ZM149 200V201H150ZM153 200V199H152ZM184 200V199H183ZM194 200V199H193ZM197 201V199H195ZM212 200V199H209ZM223 200V199H222ZM229 200V199H228ZM241 200V199H240ZM264 200V199H263ZM53 201H59L60 203H54ZM79 201V200H78ZM85 201V200H84ZM116 201V200H115ZM147 201V200H146ZM216 201V200H215ZM214 201V202H215ZM246 202V200H244ZM23 202V201H22ZM27 202V201H26ZM30 202V201H29ZM33 202V201H32ZM31 202V203H32ZM35 202V201H34ZM114 202V201H113ZM118 202V201H116ZM136 202V201H135ZM193 202V201H192ZM195 202V201H194ZM248 202V201H247ZM254 202V201H253ZM256 202V201H255ZM39 203V202H38ZM115 203V202H114ZM113 203V204H114ZM142 203V202H141ZM144 203V202H143ZM142 203V204H143ZM190 203V201H189ZM198 205L199 203L196 202ZM195 203V204H196ZM207 203H209L207 201ZM219 203V202H217ZM230 203V202H227ZM252 203V202H249ZM72 204V202H71ZM77 204V203H76ZM75 204V205H76ZM112 204V203H111ZM138 204V203H137ZM212 204V202H211ZM23 205V204H22ZM27 205V204H26ZM29 205V206H28ZM26 207L29 210L31 206L30 203L28 204ZM115 205V204H114ZM140 205V204H139ZM193 205V203H192ZM205 205V204H204ZM210 205V204H209ZM213 205V204H212ZM212 205H211V209H212ZM229 205V204H228ZM264 205V204H263ZM116 206V205H115ZM114 206V208H115ZM188 206V205H187ZM195 206V205H194ZM200 206V205H199ZM203 206V205H202ZM215 206H217L215 204ZM231 206V205H230ZM229 206V207H230ZM38 208H40L41 206H37ZM93 207V206H92ZM111 207V205H110ZM141 207V206H140ZM208 207V206H207ZM227 209L229 208L228 206H226ZM225 207V208H226ZM263 207V206H262ZM36 208V206H35ZM47 208V210H46ZM118 208V205H117ZM138 208V205H137ZM136 208V209H137ZM205 208V207H204ZM218 208V207H217ZM222 208V207H221ZM44 209V208H43ZM41 207V211L43 210ZM73 208L71 209V211L74 210ZM88 209V210H87ZM91 210H93L92 208H90ZM111 209V210H110ZM135 209V210H136ZM147 209V208H146ZM194 209V208H193ZM232 209V207L230 208ZM229 209V210H230ZM261 209V208H259ZM264 209V208H263ZM25 207H24V211H25ZM33 210V209H32ZM35 210V209H34ZM142 210V209H140ZM139 210V211H140ZM191 210V209H190ZM198 210V209H197ZM218 210V209H217ZM222 210V209H221ZM225 210V209H223ZM252 210V209H251ZM250 210V211H251ZM23 211V212H24ZM36 211V210H35ZM40 210L38 212H40L41 214L43 212H41ZM47 211V212H45ZM138 211V210H137ZM144 211V210H143ZM205 211V210H204ZM211 211V210H209ZM27 212V211H26ZM118 212V211H117ZM145 212V211H144ZM149 212V211H148ZM186 212V211H185ZM215 212V211H212ZM218 212V211H217ZM220 212V211H219ZM228 212V211H227ZM257 212V211H256ZM264 212V211H261ZM31 213V212H30ZM34 213V212H33ZM36 213V212H35ZM34 213V214H35ZM38 214V217L41 214ZM86 213V214H85ZM94 213V210H93ZM142 213V212H141ZM188 213V212H187ZM191 213V212H190ZM201 213V212H200ZM222 213V211H221ZM220 213V214H221ZM28 214V213H27ZM90 214V213H88ZM114 214V216H113ZM145 214V213H144ZM192 214V213H191ZM204 214V213H202ZM207 214V213H206ZM215 214V213H214ZM257 214V213H256ZM86 215V216H85ZM137 216L139 214H136ZM143 215V214H142ZM141 215V216H142ZM230 215V214H229ZM227 215V216H229ZM232 215V214H231ZM42 216V215H41ZM46 216V215H45ZM45 216H43L42 219L45 218ZM74 216V213H73ZM72 216V217H73ZM85 216V217H83ZM140 216V215H139ZM213 216V215H212ZM216 216V215H215ZM214 216V217H215ZM225 216V217H227ZM246 216V215H245ZM259 216V215H258ZM29 217V216H28ZM35 217V216H34ZM37 217V216H36ZM70 217H68L70 219ZM71 217V218H72ZM77 217V216H75ZM77 217V218H79ZM83 217V219H82ZM149 217V216H148ZM151 217V216H150ZM203 217V216H202ZM213 217V218H214ZM218 217V216H217ZM222 217V216H221ZM223 217V218H225ZM230 217V216H229ZM233 217V216H231ZM242 217V216H241ZM244 217V216H243ZM255 217V216H254ZM24 218V217H23ZM30 218V217H29ZM40 218V217H39ZM45 218V219H47ZM76 218V221H77ZM96 218V217H95ZM98 218H102V217H97ZM191 218V217H190ZM195 218V217H194ZM206 218V217H205ZM219 218V217H218ZM222 218V219H223ZM249 218V217H248ZM257 218V217H255ZM38 219V218H37ZM41 219V220H42ZM68 222L70 223L71 221ZM94 219V217H93ZM102 219H105L102 218ZM106 219V220H108ZM145 219V218H144ZM204 219V218H203ZM210 219V217H209ZM216 219V218H214ZM250 219V218H249ZM29 220V219H28ZM31 220V219H30ZM35 220V219H34ZM33 220V221H34ZM75 220V218H74ZM86 220L89 221V218ZM85 220V221H86ZM96 220V219H95ZM147 220V219H146ZM196 221V219H194ZM241 220V219H240ZM253 220V219H252ZM260 220V219H259ZM27 221V219H26ZM22 222L24 224H27L29 222L26 223ZM32 221V223H33ZM37 221V220H36ZM39 221V220H38ZM42 220V222H44ZM48 221V222H47ZM213 221V220H212ZM225 221V220H224ZM228 221V220H227ZM226 221V222H227ZM93 222V221H92ZM98 222V221H97ZM96 222L98 228H104V224H102L101 219L99 221V224ZM106 222V221H105ZM223 222V220H222ZM236 222V221H234ZM246 222V221H245ZM252 222H257L252 221ZM261 222V221H260ZM31 223V221H30ZM38 223V222H37ZM78 223V224H77ZM85 223V222H84ZM87 223V222H86ZM109 223V222H108ZM233 223V222H232ZM230 223V224H232ZM247 223V222H246ZM264 223V222H263ZM43 224V223H42ZM68 224V225H67ZM90 224V223H87ZM92 224V223H91ZM94 224V223H93ZM110 224V223H109ZM227 224V223H226ZM236 224V223H234ZM248 224V223H247ZM256 224V223H255ZM260 224V223H259ZM23 225V224H22ZM41 226V223L39 224ZM84 225V224H82ZM86 225V224H85ZM84 225V226H85ZM100 225V227H99ZM112 225V226H113ZM206 225V224H205ZM253 225V224H252ZM263 225V224H261ZM72 226V227H71ZM79 226V225H78ZM81 226V225H80ZM87 226V225H86ZM96 226V227H97ZM243 226V225H241ZM23 227H26V225H24ZM89 227V225H88ZM92 227V225H90V228ZM110 227V226H109ZM230 227V225H228V228ZM259 227V226H258ZM36 228V229H34ZM51 233H48V231H46V229ZM242 228V227H240ZM260 228V227H259ZM114 229V228H113ZM124 230V228H122ZM122 229H120L121 231H123ZM234 229V228H233ZM244 229V227H243ZM251 229V226H250ZM51 230V231H50ZM90 230V229H89ZM106 230V229H103ZM101 229V231H103ZM107 230H109L107 228ZM116 230V229H115ZM119 230V229H117ZM119 230V231H120ZM152 230V229H151ZM252 230V229H251ZM250 230V231H251ZM258 230V229H257ZM263 230V229H262ZM26 231H24L25 233H27ZM110 231V230H109ZM118 231V232H119ZM46 232V233H45ZM97 232V231H96ZM108 232V231H107ZM117 234H120L121 232H119ZM232 232V231H231ZM90 233V232H89ZM93 233V232H92ZM98 233V232H97ZM100 233V232H99ZM106 233V232H105ZM110 233V232H109ZM132 233H129L132 234ZM238 233V232H237ZM28 234V233H27ZM96 234V233H95ZM107 234V233H106ZM128 234V232H127ZM132 234V235H133ZM153 234V233H152ZM242 234V233H241ZM29 235V236H30ZM98 235V234H97ZM113 235V234H112ZM125 235V234H124ZM122 234V236H124ZM131 235V236H132ZM30 236V237H31ZM74 236V237H73ZM78 236V235H77ZM76 236V237H77ZM81 236H83L81 234ZM100 236V235H99ZM110 236V235H108ZM264 236V234H263ZM28 237V238H30ZM80 237V236H79ZM112 237V236H111ZM25 238V237H24ZM89 238V236H88ZM131 238V237H130ZM26 239H27V235H26ZM82 239V238H80ZM95 239V236H94ZM84 240V238H83ZM104 240V239H103ZM102 240V241H103ZM120 240V239H119ZM81 241V242H80ZM86 241V240H85ZM92 241V240H91ZM95 241H97L95 239ZM101 241V240H100ZM117 241V240H115ZM131 241V240H130ZM28 242V241H27ZM84 244H83V243ZM99 242V241H98ZM122 242V241H121ZM25 243V242H24ZM82 243V244H81ZM105 243V242H104ZM29 244V243H28ZM29 244V245H30ZM89 244V243H88ZM87 244V245H88ZM110 244V243H109ZM127 244V243H125ZM23 245V244H22ZM104 245V244H103ZM135 245V244H134ZM92 246V244H91ZM124 246V245H123ZM133 246V245H132ZM131 246V247H132ZM27 247V245H26ZM90 247V246H89ZM103 247V246H102ZM112 246L110 245L109 248H111ZM114 247V246H113ZM122 247V246H121ZM134 247V246H133ZM133 247L131 248V250H133ZM23 248V247H22ZM98 248V247H97ZM107 248V249H109ZM119 248V247H118ZM128 248V247H127ZM125 248V249H127ZM138 248V247H137ZM141 248V247H140ZM14 249V248H13ZM12 249V251H13ZM24 249V248H23ZM26 249V248H25ZM90 249V248H89ZM93 249V247H92ZM114 249V248H112ZM250 249V248H249ZM255 249V248H254ZM253 249V250H254ZM264 249V247H263ZM19 250V249H18ZM17 250V251H18ZM34 250L32 252H34ZM102 250V249H100ZM105 250V249H104ZM111 250V249H110ZM121 250V249H119ZM123 250V249H122ZM256 250V249H255ZM11 251V252H12ZM28 251V250H27ZM86 251V252H87ZM148 251V252H149ZM229 251V250H228ZM252 251V250H249ZM248 251V252H249ZM19 252V251H18ZM25 252V251H23ZM89 252V251H88ZM96 252V251H95ZM99 252V250H98ZM111 252V251H109ZM119 252V251H118ZM124 252V251H123ZM138 252V251H137ZM140 252V250H139ZM253 252V251H252ZM258 252V251H256ZM260 252V251H259ZM258 252V253H259ZM91 254V251L89 252ZM104 253V251H103ZM117 253V252H116ZM130 253V252H127ZM126 253V255H127ZM136 253V252H135ZM142 253V252H141ZM15 254V253H14ZM26 254V252H25ZM23 253V255H25ZM33 254V255H34ZM87 254V255H86ZM115 254V253H114ZM177 254V253H176ZM230 254V252H229ZM227 254V255H229ZM250 254V253H249ZM255 254V253H254ZM18 255V254H16ZM21 255V253H20ZM22 255V257H23ZM31 255V256H33ZM94 255V253L92 254ZM96 255V254H95ZM110 255V253H109ZM117 255V254H116ZM125 255V256H126ZM132 255V254H131ZM137 255V254H136ZM139 255V254H138ZM147 255V254H146ZM153 255V254H152ZM251 255V254H250ZM91 256V255H90ZM88 256V257H90ZM106 256V255H105ZM104 256V257H105ZM124 256V255H123ZM141 255H139L138 257H140ZM150 256V255H149ZM19 257V256H18ZM102 257V256H101ZM114 257V255H113ZM133 257V256H131ZM135 257V256H134ZM153 257V256H152ZM93 258V257H92ZM100 258V257H99ZM121 258V257H120ZM129 258V257H128ZM144 258V257H143ZM147 259V257H145ZM181 258V257H180ZM252 258V256H251ZM264 258V257H262ZM23 259V258H22ZM95 259V258H94ZM116 259V258H115ZM118 259V258H117ZM152 259V258H151ZM25 260V259H23ZM22 260V261H23ZM85 260V261H84ZM89 260V259H88ZM101 260V259H100ZM114 260V259H112ZM120 260V259H119ZM124 260V259H123ZM129 260V259H128ZM91 261V260H90ZM130 261V260H129ZM128 261V262H129ZM134 261V260H133ZM149 261V260H148ZM181 263H180V262ZM27 262V264H29ZM98 261H96L97 263ZM101 262V261H100ZM99 262V263H100ZM113 262V261H112ZM116 262V260H115ZM124 262V261H123ZM127 262V261H125ZM141 262V261H140ZM144 262V261H143ZM91 263V262H90ZM89 263V264H90ZM98 263V264H99ZM105 263V262H103ZM114 263V262H113ZM117 263V262H116ZM148 263V262H147ZM102 264V263H101ZM115 264V263H114ZM118 264V263H117ZM129 264V263H128ZM131 264V263H130ZM142 264V263H141ZM146 264V263H145ZM150 264V262H149ZM153 264V262H152ZM244 264V263H243Z\"/></svg>","mask_w":264,"mask_h":264},{"label":"rangeland","instance_id":"2","mask_svg":"<svg viewBox=\"0 0 264 264\" xmlns=\"http://www.w3.org/2000/svg\"><path fill=\"white\" fill-rule=\"evenodd\" d=\"M59 3H58V2ZM75 1V2H74ZM81 3H80V2ZM82 1H85V2H82ZM88 0H0V5H1V7H3L2 9L4 10L3 12L6 14V17H7V21L8 22H10L9 24L10 25H12V26H10V29H11V31L12 32H15V34L17 35V36H19L18 38L19 39H21V37H20V34H17V28H19L20 26L22 27L23 25V27L24 28H28L27 30H29L30 29V31H32L33 30V32L34 31H38V30H40V27H41V25H42V23L43 22H41L43 19V17L41 18V14H40V12H38V11H40V9L39 8H41V6H43V7H45V6H51L52 5V7H54V8H56L55 7V5L57 6L58 4H60L61 6L63 5V6H66V5H68V6H66V7H69V6H71V10H72V8H73V10L74 9H78V10H81L83 13L85 12V16H82L83 18L84 17H86V16H88V17H86V21L84 20V19H81V22H80V17L79 18H77V20H76V23H82L83 21H85V22H83L84 23V25L86 26V24L85 23H87V26H89V24H88V22H92L91 20H94L92 23H95V21L96 20H98V21H96V23L99 25H101V22H102V20H104V23H106V24H112V23H108V22H111L110 20H112V18H116L117 17V19L119 20L120 19V17L124 14H121L122 12H123V10L125 11V13H126V10L125 9H123V8H120V9H123V10H121V11H118V9H116V15L115 16H113V14H112V16H107V15H101V13L99 12V10H100V8H99V4H97V2L99 1H97V0H93L94 2H91L92 0H89V3L87 2ZM108 0H100V2H107ZM116 1V0H115ZM118 1V0H117ZM150 1V0H149ZM149 1L147 0V4L149 3ZM153 0H151L150 2H152ZM177 1V0H176ZM205 1V0H204ZM221 0H219V2H220ZM238 1V0H237ZM252 0H239V2H237V4L239 5V7L240 6H242V8H241V11L242 12H239L241 15H240V18H239V13H237V11L239 10L240 11V8L237 10V11H235L236 13H237V15L236 16H238L237 18H235L233 15H235L236 13L234 12V14L232 13V20H233V17H234V19L236 20L237 19V25L235 24L236 22H235V20H230V23L232 24V27L234 26V24L238 27V29H237V27L236 26H234L233 28H227L226 27V25H224V23L223 22H220V20L217 18V22L219 23V24H216L217 26H219V29L220 30H218L217 28L218 27H216V29L218 30V34L219 35H221L220 33H222V35H221V38L223 39H221V38H216L215 39V43L213 42V46L211 47V48H203L202 50L203 51H200V53H199V58H200V61L199 62H197V66H199V68L198 69H200L199 70V72L197 71V73H194L193 71H190V69H184V70H186L187 72H189V74L190 73H194V74H196L197 75V78H199L198 80H199V82H198V80H193L192 78L190 79H188V83L189 84H192V83H196V85L194 84V86L195 87H193V86H191V85H187V86H189L188 88H187V86H185V88H186V90L189 92V95L190 96H187L186 98L185 97H183V94L182 93H184V94H188V92L186 91V92H181V91H179V90H177V91H173V89H172V85L170 84L171 82H173V81H171V80H174V78L176 77V75L174 74L175 73V71H174V69L173 68H171L172 69V72L170 71L171 69H169L167 66V69L169 70V72H168V70H167V73H166V75L167 76H169V77H167V79L166 78H163V81L165 82H161L162 83V85H164L163 87V89H164V91L166 92V93H168L170 96L172 95V97H170L168 100H169V104L171 105V106H174V105H172V103H177L178 101V99L177 100H175V97H177V96H173L174 95V93L175 92H181V94H180V98H185L184 99V101L186 100V99H188V101L186 100V102L185 103H182V104H184L183 106H189V104H194V103H198L199 104V107H197L196 108V110H197V113H196V116H187V117H184L183 118V121L181 122V124H180V126H183L182 128H183V133H181V138H179L177 141H176V139L177 138H175L174 137V134L173 133H169V130L167 131V132H163V134H165L166 133V135L167 136H169L168 138L167 137H165L164 135H162V136H164V137H161L160 138V136H161V134H156V136L158 135V137L156 138V136L153 138V141H155L156 143H157V139L158 140H160V142L158 141V143H160L161 145H158V143H157V146H155L154 144H152L153 142H151V145L152 146H150V144L149 145H147V142L149 141V140H143L142 138V140L140 141L139 139H138V137L139 136H137L136 138H134V139H137L136 140V142L140 145L141 143L140 142H144L146 145H147V149L145 148H143V144H141L142 146H139V147H137L136 148V146H138L137 145V143H136V146H135V142H133V145L135 146V148H134V146L132 145V142H130V144L132 145V150H133V148H134V150L132 151V154H133V156L135 157V159H139L138 161H136L134 158V160L137 162V163H141V161L140 160H148V162H149V164H148V162H147V160H146V162H147V164H143L144 163V161H142V163L141 164H143V165H141L142 166V169L141 168H138V167H136L135 168V170H134V168H132L131 169V167L130 168H128L127 166V168H125V165H126V161L123 159V158H119V156H115V157H113L114 155L113 154H111V152H110V150L108 149V148H105L106 147V142L103 140V137H101V135H99L98 136V134L96 135L97 137H95V134L93 133V132H97L98 131V129H97V127L96 128H93L92 126H94V125H91L90 126V128L91 129H93V130H89L90 132V134L92 135V139L94 140L95 139V141H93L92 139H91V144H93V148H95V149H97V144L99 145V147H98V150H99V152L100 151H102V152H100L104 157H106V159L109 161L108 163H110L111 164V166H110V164H109V166H110V169L114 172V173H117V174H123L124 176H126L127 177V179H128V181L129 180H131V181H129L128 183L129 184H131V182H132V185H129L130 186V188L132 189V192H131V196L133 195V194H135V197H134V195L131 197V198H133V199H131V201H133V203H132V205H134V207H133V209H134V211H135V216H136V218L139 220L138 222L139 223H141V225L142 226H144V227H147L146 228V230H147V232L148 233H150V235H151V237L154 239V241L155 242H157V244L159 245V247L164 251V252H168V253H172V255L173 256H175L176 258L177 257H179V260L182 262H180L181 264H264V258H262V257H264V249H263V247H264V236H263V234H264V212H261V211H264V162L262 163V161L264 160V40H263V38H264V0H262V1H260V0H253L252 2H251ZM255 1H257V3H255ZM260 3H259V2ZM55 2L57 3V4H55ZM99 2V3H100ZM144 2V3H145ZM154 2V1H153ZM153 2L152 3H149L150 4V6H149V4L147 5V4H142V5H138L137 7H136V10H135V14L137 15L136 16V18H135V15H134V20H136V22L139 24L140 22L143 24V26H142V24H139L140 25V28L143 30V31H145L146 30V27H147V25L145 24L146 23V20L147 21H149V22H151V24L152 23H154L155 24V26H153V28L154 29H160L161 30V28H162V30H161V33H162V31H164V29H170V27L172 28L173 26L174 27H176L177 28V26H178V28H180V24L178 23V22H180L181 24L183 23V21L182 20H185V19H183V18H181L180 16H177V15H179V13H180V11H181V9H180V11H179V13H177L178 11H177V7L179 6H176L175 4H174V6L173 5H170V6H167V8L169 7L170 8V11H169V8L166 10V11H164L165 12V19L164 20H166L165 22L164 21H162V18H159V17H156V16H159L158 14L156 15V13L157 12H153L152 13V11L154 10H152L151 8L153 7L152 5H153ZM178 2V1H177ZM199 4L200 3V0H196L194 3L198 6H196L195 4V6H196V8H194L195 6H193V11L194 12H196V11H200L201 12V14H203V12L205 11V7L203 8L202 6H204V4L203 5H201L202 3H200V5H198L197 3ZM219 2H218V5H217V7L219 8V9H221V5L223 4L222 2H223V0H222V4L220 3L219 4ZM240 2H244V3H242V4H246L247 5V7H246V5H245V8L246 9H248V11L246 10V9H244V6L243 5H240L241 3ZM74 3V4H73ZM83 3V4H82ZM92 4V5H91ZM95 4V5H94ZM226 4V3H225ZM224 4V5H225ZM252 4H253V7H252ZM259 4V6H257ZM74 5H77L78 7H76V6H74ZM83 5V6H82ZM88 5V6H87ZM91 5V6H90ZM94 5V6H93ZM166 5V4H165ZM182 5V4H181ZM192 5L193 4H191L190 5V7H192ZM249 5V6H248ZM255 5V6H254ZM263 5V6H262ZM90 6V7H89ZM148 6L150 7V8H148ZM171 6H173L174 8L173 9H175L174 11H173V9H172V7ZM176 6V7H175ZM183 6V5H182ZM188 7H189V5H187ZM187 6H185V8L187 7ZM257 6V7H256ZM76 7V8H75ZM83 9H82V8ZM85 7V8H84ZM96 7V8H95ZM141 7V8H140ZM147 7V8H146ZM187 7V8H188ZM189 7V8H190ZM226 8V6H222V8ZM262 9H261V8ZM91 8V9H90ZM138 8V9H137ZM182 9L184 8V7H181ZM185 8H184V10H185ZM224 8V9H225ZM253 8H255V9H257V12H256V10L255 9H253ZM69 9V10H70ZM87 9V10H86ZM90 9V10H89ZM109 9V8H108ZM119 9V10H120ZM151 9V10H150ZM172 9V10H171ZM200 9V10H199ZM214 9H216V8H214ZM219 9H217V10H213V11H219ZM243 9L244 10H246V11H244L243 12ZM251 9V10H250ZM261 9V10H260ZM71 10H70V12H71ZM84 10V11H83ZM86 10V11H85ZM89 10V11H88ZM97 10L98 12H95V11ZM102 10V9H101ZM139 10V11H138ZM141 10V11H140ZM143 10V11H142ZM203 10V11H202ZM6 11V12H5ZM90 11H91V13H90ZM150 11H151V13H150ZM161 11H163V10H161ZM167 11H169V12H167ZM171 11H173L174 13H171ZM177 11V12H176ZM223 11V9L221 10V11H219V13H221ZM254 11V12H253ZM145 12V13H144ZM177 14H176V13ZM185 12V11H184ZM187 12V11H186ZM200 12L199 13H197V15L199 14V16H197L198 17V19H199V17H201V14H200ZM250 12H252V13H250ZM12 15H11V14ZM23 13V14H22ZM88 15H87V14ZM94 13V14H93ZM98 13V14H97ZM138 13V14H137ZM148 14V16H147V14ZM162 13V12H161ZM167 13V14H166ZM171 13V14H170ZM244 13V14H243ZM255 13H256V15H255ZM40 14V15H39ZM60 14V13H59ZM143 14H146V15H143ZM173 14H175V16H173ZM223 14H224V12H223ZM222 13H221V15H223ZM248 14H250V15H248ZM8 15V16H7ZM90 15V16H89ZM95 15V16H94ZM139 15V16H138ZM153 15H155V17H156V19H155V17L153 16ZM167 15H168V17H167ZM212 15V14H211ZM211 15L210 16H208V17H205L204 19H201V21H199V20H196V21H198L197 23H196V21L194 22V24H192L191 25V27H185L184 28V26H182L184 29H182V30H180L179 31V29H177L178 31V33H176V35H177V37H176V35H174L175 36V38L174 37H172V36H170V35H168V36H170V38L169 39H171V38H173L174 40H173V42H174V45L177 47V48H179V49H181V52L183 51V48H180V47H178L176 44H178V42L179 41H184L185 39L188 41V39H190V37L191 36H193L194 37V35L195 36H197V37H201L200 38V40H204V36H203V28L204 27H206V20H210V18H211ZM227 15V14H226ZM252 15V16H251ZM254 15H255V17H257V18H255L254 17ZM257 15H260V16H257ZM14 16V17H13ZM58 16V15H57ZM60 17H58L59 19L61 18V14L59 15ZM73 16H75V15H73ZM92 16V17H91ZM101 16H103V17H101ZM105 16V17H104ZM146 16V17H145ZM151 16L153 17V18H151ZM213 16V15H212ZM225 16V15H224ZM242 16H243V18H242ZM247 16V17H246ZM39 17V18H38ZM141 19H140V18ZM150 17V18H149ZM168 19H167V18ZM172 17V18H171ZM174 17V18H173ZM176 17V18H175ZM178 17V18H177ZM179 17L181 18V20H178L179 19ZM221 17V16H220ZM219 17V18H220ZM223 17V16H222ZM14 18V19H13ZM96 18V19H95ZM108 18V19H107ZM110 18V19H109ZM147 18V19H146ZM201 18H203V17H201ZM209 18V19H208ZM213 18V17H212ZM211 18V19H212ZM245 18V19H244ZM251 18H254V19H251ZM42 19V20H41ZM76 19V18H75ZM79 19V20H78ZM87 19H90V21L89 20H87ZM106 19H107V21L108 22H106ZM241 19H242V21H245V22H242L241 21ZM244 19V20H243ZM249 19H251L250 21H249ZM41 20V21H40ZM61 20V19H60ZM83 20V21H82ZM99 20H101L100 22H99ZM154 20H156V22H154ZM202 20H203V22H205L203 25H202ZM240 20V21H239ZM254 20V23L253 22H251V21H253ZM256 20H258V21H256ZM260 20V21H259ZM74 21V23H75V20H73ZM73 21H72V23H73ZM78 21V22H77ZM113 21V20H112ZM178 21V22H177ZM182 21V22H181ZM207 21V22H208ZM232 21V22H231ZM246 21H247V26H245V24H246ZM249 21V22H248ZM120 22V21H119ZM159 22H161V23H159ZM172 22V23H171ZM235 22V23H234ZM240 22H242V23H245V24H242L241 23V25H244V26H241L240 25ZM260 22V23H259ZM262 22V23H261ZM12 23V24H11ZM13 23H14V25H13ZM23 23V24H22ZM40 23V24H39ZM71 23V24H72ZM73 24L72 26H78V24ZM121 23V25L120 26H123L124 25V21H121L120 22ZM156 23H157V26H156ZM165 23H167L166 25H165ZM170 23V24H169ZM196 23V24H195ZM222 23H223V25H222ZM256 23H257V25H258V23H259V28L256 30L255 29V27L257 26L256 25ZM15 24H16V26H15ZM25 24H26V26H25ZM105 24V25H106ZM137 24V25H138ZM153 24V25H154ZM162 24V25H161ZM179 24V25H178ZM201 24V25H200ZM250 24V25H249ZM20 25V26H19ZM55 25V24H54ZM104 25V24H103ZM172 25V26H171ZM177 25V26H176ZM193 25H194V27H193ZM239 25V26H238ZM262 25H263V27H262ZM19 26V27H18ZM40 26V27H39ZM45 26V25H44ZM56 27H57V25H55ZM163 26H166V27H163ZM203 26V27H202ZM222 26V27H221ZM241 26V27H240ZM14 27V28H13ZM15 27H17L16 29H15ZM39 27V28H38ZM143 27H144V29H143ZM181 27V28H182ZM224 27V28H223ZM240 27V28H239ZM248 27V28H247ZM250 27V28H249ZM252 27V28H251ZM36 28V29H35ZM164 28V29H163ZM198 28L200 29V30H198ZM242 28H246L245 30L244 29H242ZM254 28V29H253ZM21 31H22V28H19ZM35 29V30H34ZM42 29V28H41ZM203 29V30H202ZM224 29V30H223ZM227 29V30H226ZM232 29L234 30V31H232ZM242 31H241V30ZM248 29V30H247ZM252 29V30H251ZM216 30V31H217ZM226 30V31H225ZM256 30V31H255ZM224 31H225V33H227V34H225L224 33ZM244 31V32H243ZM247 31H249V32H247ZM255 31V32H254ZM258 31V32H257ZM260 31L262 32V33H260ZM201 32V33H200ZM236 32V33H235ZM240 32V33H239ZM259 33V35H262V36H259L258 37V34L257 33ZM167 32L165 31L164 32V34L162 33L161 35H164V36H166L165 34H166ZM194 33V34H193ZM231 33H233L234 34V37H233V34H231ZM241 34V35H239V34ZM247 34V35H246ZM173 35V34H172ZM179 35H180V37H179ZM181 35H183V36H181ZM185 35V36H184ZM218 35V36H219ZM226 35V36H225ZM232 35V36H231ZM237 35H239V36H237ZM246 35V36H245ZM230 36V37H229ZM184 37V38H183ZM185 37H187V38H185ZM232 37V38H231ZM240 38V39H237V38ZM242 37V38H241ZM247 39H246V38ZM262 37V38H261ZM177 38H178V40H177ZM182 38V39H181ZM226 38V39H225ZM236 38V41L234 42V40L233 39H235ZM249 38V39H248ZM184 39V40H183ZM244 39V40H243ZM254 39H255V41H254ZM259 41H258V40ZM172 40V39H171ZM219 40H220V42H219ZM233 40V41H232ZM248 40V41H247ZM250 40V41H249ZM257 40V41H256ZM261 40V41H260ZM108 41V40H107ZM112 41V40H111ZM187 41H184V42H187ZM205 41V40H204ZM228 41H229V43H228ZM110 42V41H109ZM175 42H176V44H175ZM220 44H218V43ZM223 42H224V44H223ZM152 43H154V44H157L156 43V40H155V42H152ZM222 43V44H221ZM259 43V44H258ZM260 43H261V45H260ZM170 44H172L173 45V43L172 42H170ZM214 44H215V47H214ZM227 44H228V47H227ZM172 46V48L174 47V49H175V52H178V51H176V50H179V49H177L175 46ZM202 45H204V43L202 44ZM198 46H200V45H198ZM218 46V48H216ZM157 48H158V46H156ZM226 47V48H225ZM160 48V47H159ZM158 48V49H159ZM166 48H168V47H166ZM216 48V49H215ZM223 48V49H222ZM174 49H170V50H174ZM205 49V50H204ZM209 49H210V52H209ZM224 49H227V50H225L224 51ZM160 50H162L161 48H160ZM169 50V49H168ZM169 50V51H170ZM208 50V51H207ZM215 51V52H213V51ZM216 50H217V52H216ZM222 50V51H221ZM168 51V53H170ZM220 51V52H219ZM228 51L230 52V54L228 53ZM180 52V51H179ZM180 52V55L181 54H183V53H181ZM208 52V53H207ZM212 53H213V55H212ZM215 53V54H214ZM219 53H221L220 55H219ZM227 53V54H226ZM178 55H179V53H177ZM185 54V53H184ZM217 54V55H216ZM188 55V54H187ZM215 55V56H214ZM229 55V56H228ZM231 55V56H230ZM107 55H104V57L106 58L105 60L107 61V59H110L109 58V55L106 57ZM182 56V55H181ZM204 57V59H203V57ZM208 56H209V58H208ZM217 56V57H216ZM220 56V57H219ZM229 58H228V57ZM188 57V56H187ZM218 57H219V59H218ZM224 57V58H223ZM189 59H190V56L188 57ZM213 58V59H212ZM224 60H223V59ZM225 58H226V60H225ZM259 58H260V60H259ZM194 59V58H193ZM210 59V60H209ZM212 59V60H211ZM230 59V60H229ZM257 59V60H256ZM177 60V59H176ZM183 62H185L186 64H189L188 63V59H184L183 58ZM206 60V61H205ZM217 60V61H216ZM161 62V60L160 61H158V60H156L155 59V62ZM173 61V60H172ZM197 61H198V59H197ZM202 61V62H201ZM203 61H204V63H203ZM209 61V62H208ZM218 61H219V63H218ZM260 61V62H259ZM156 62V63H157ZM225 62V63H224ZM157 63V64H158ZM201 63V64H200ZM214 63V64H213ZM209 64H211V65H209ZM223 64V65H222ZM227 64V65H226ZM230 64H232L233 66H231ZM255 64V65H254ZM257 64H259V65H257ZM92 65V64H91ZM207 65V66H206ZM225 65V66H224ZM230 65V66H229ZM188 66H190V65H188ZM187 66V67H188ZM207 68H206V67ZM208 66H210V67H208ZM214 66V67H213ZM229 66V67H228ZM169 67H171V66H169ZM205 68V69H204ZM208 68H210V69H208ZM231 68V69H230ZM263 68V69H262ZM207 69V70H206ZM225 69V70H224ZM202 70L204 71L205 70V72L206 73H201L202 72ZM216 70V71H215ZM224 70V71H223ZM238 70V71H237ZM244 70V71H243ZM209 71V72H208ZM232 71V72H231ZM234 71V72H233ZM236 71V72H235ZM174 72V73H173ZM210 72H211V74H210ZM215 72H216V74H215ZM220 72V73H219ZM240 72V73H239ZM172 75H175V77L174 76H172ZM218 73V74H217ZM237 73V74H236ZM168 74H170V75H168ZM176 74H177V77L178 76H182L181 78H183V75H179V73H178V71H176ZM205 74V75H204ZM226 74V75H225ZM232 74V75H231ZM241 74H242V77H241ZM244 74H245V76H244ZM247 74V75H246ZM199 75V76H198ZM204 75V76H203ZM221 75H223V76H221ZM236 75V76H235ZM216 78H215V77ZM217 76L218 77H220V78H218L217 79ZM225 76V77H224ZM232 76V77H231ZM244 76V77H243ZM249 76V77H248ZM157 77V76H156ZM176 77V78H177ZM186 77H188V76H186ZM204 77V78H203ZM212 78L211 80H210V78ZM222 77V78H221ZM234 77V78H233ZM240 77V78H239ZM89 78V79H88ZM88 78L87 79H82V85H83V87H82V91H91V82L92 81H94L95 79H97V77H96V75H94V74H90L89 76H88ZM201 78V79H200ZM209 78V79H208ZM226 78H228V80L226 79ZM243 78V79H242ZM245 78V79H244ZM186 79V78H185ZM206 81H205V80ZM226 79V80H225ZM233 79H235V80H233ZM238 81H237V80ZM241 79V80H240ZM169 80H170V82H169ZM191 80V81H190ZM218 80H220V81H217ZM224 80V81H223ZM244 80V81H243ZM247 80V81H246ZM190 81V82H189ZM194 81V82H193ZM212 83H211V82ZM214 81H216V82H214ZM221 81H223V82H227V83H223V82H221ZM231 81H232V83H233V85H232V83H231ZM236 81V82H235ZM243 82V83H242ZM198 83V84H197ZM209 83H211L210 85H209ZM240 83H241V85H240ZM167 84V85H166ZM226 84V85H225ZM248 84V85H247ZM172 87H171V86ZM217 87H216V86ZM219 85V86H218ZM229 85V86H228ZM246 86V87H248V89L247 88H245L244 86ZM166 86V87H165ZM171 87V88H169V87ZM201 86V87H200ZM225 86V87H224ZM240 86V87H239ZM192 87V88H191ZM209 87V88H208ZM219 87V88H218ZM227 87V88H226ZM234 87V88H233ZM171 89V91H173V92H171L169 89ZM185 88H184V91H185ZM190 88V89H189ZM201 89H203V90H201ZM208 91H206V90ZM216 89V90H215ZM243 89V90H242ZM222 90H224V92H222ZM227 90V91H226ZM231 90V91H230ZM237 90V91H236ZM163 91V90H162ZM169 91V92H168ZM192 93H191V92ZM197 92V93H195V92ZM214 91V92H213ZM217 91V92H216ZM239 91V92H238ZM171 92V93H170ZM238 93H240V94H238ZM245 93H246V96H245ZM248 93V94H247ZM176 94V93H175ZM179 94V93H178ZM178 94H176V95H178ZM243 94V95H242ZM202 96V97H200V96ZM221 95H223V97L221 96ZM227 95V96H226ZM231 95H233L232 96V98H231ZM249 95V96H248ZM256 95H258L259 96V98H258V96H256ZM192 96V97H191ZM229 96V97H228ZM234 96H236V97H234ZM174 97V98H173ZM191 97V98H190ZM197 97H199V98H197ZM212 97V98H211ZM240 97V98H239ZM172 98H173V100H172ZM196 98V99H195ZM211 98V99H210ZM227 98V99H226ZM229 98V99H228ZM235 98H236V101H235ZM242 98V99H241ZM249 98V99H248ZM252 98V99H251ZM195 99V100H194ZM198 99V100H197ZM209 99V100H208ZM240 99V100H239ZM91 100H92V98H91ZM90 100V101H91ZM94 100V99H93ZM92 100V101H93ZM189 100H190V103H189ZM196 100H197V102H196ZM206 100V101H205ZM95 101V100H94ZM92 102V104L94 103V105H97V103H96V101L95 102ZM171 101V102H170ZM173 101H177V102H173ZM191 101H193V102H191ZM200 103H199V102ZM202 101V102H201ZM258 101H260V102H258ZM244 102V103H243ZM246 102V103H245ZM96 103V104H95ZM187 103H189V104H187ZM248 103V104H247ZM202 104H204V106H202ZM93 105V106H94ZM207 105V106H206ZM170 106V107H171ZM191 106V105H190ZM189 106V107H190ZM186 107V108H187ZM189 107H188V109H189ZM203 107V108H202ZM239 107V108H238ZM185 109V107H182L181 109ZM206 108V109H205ZM209 108H211V110L209 109ZM173 109V108H172ZM171 109V110H172ZM183 109V110H184ZM207 109H208V111H207ZM244 109V110H243ZM171 110H169L170 112H168L167 114L168 115H170V116H168L167 115V120H168V118L170 117V118H172V119H170L171 121H174V117L176 116V118H175V122H176V119L178 120V117L179 116H177L178 114L181 116V112H183L182 110H179L180 111V113H174V111H176V109L174 110V111H171ZM190 110V109H189ZM179 111H177V112H179ZM186 111L188 112V110H185L184 111V113H186ZM205 112V113H204ZM171 113V114H170ZM183 113V114H184ZM10 114V113H9ZM174 114V115H173ZM176 114V115H175ZM208 114V115H207ZM10 115H12V113L10 114ZM172 115L174 116V117H172ZM205 115V116H204ZM208 117V118H207ZM212 119V121H211V119ZM195 119V120H194ZM202 119H204V120H202ZM216 119V120H215ZM166 120V121H167ZM202 120V121H201ZM206 120V121H205ZM236 122H235V121ZM239 120H241V121H239ZM169 121V120H168ZM202 123H201V122ZM214 121V122H213ZM232 121H234V123L232 122ZM194 124H193V123ZM197 122V123H196ZM210 122V123H209ZM216 122V123H215ZM170 123H174V122H170ZM200 125H199V124ZM242 123V124H241ZM122 124V123H121ZM209 126H207V125ZM215 124V125H214ZM229 124V125H228ZM240 124V125H239ZM123 125V124H122ZM202 125V126H201ZM210 125H212V126H210ZM232 125V126H231ZM236 125H238V126H236ZM196 126V127H195ZM188 127H191V129L193 128L196 132V134L194 135V131H193V129H192V131H191V129L190 128H188ZM206 127V128H205ZM216 127V128H215ZM89 128V129H90ZM205 128V129H204ZM210 128V129H209ZM190 129V130H189ZM202 129H203V131H202ZM95 130V131H94ZM97 130V131H96ZM187 130V131H186ZM210 130V131H209ZM141 131V130H140ZM201 131V132H200ZM191 132V133H190ZM199 132V133H198ZM216 132V133H215ZM231 132V133H230ZM187 133V134H186ZM211 133V134H210ZM215 135H214V134ZM230 133V134H229ZM233 133V134H232ZM169 134H171V137H170V135ZM182 134H184V136L182 135ZM202 136H201V135ZM207 134V135H206ZM194 137H193V136ZM196 136H197V138H196ZM225 138H224V137ZM230 136V137H229ZM236 136V137H235ZM93 137H95V138H93ZM173 137V138H172ZM189 137V138H188ZM229 137V138H228ZM234 137V138H233ZM155 138H156V140H155ZM162 138H165V139H162ZM175 138V139H174ZM196 138V139H195ZM227 138V139H226ZM127 139V138H126ZM125 138H121V139H119V140H117L116 142V144L118 145V144H120V146L118 147L119 148V153H120V155H124L125 153H126V147H124V145L126 144V140ZM168 139H170V140H168ZM180 139H182V141L180 140ZM186 139V140H185ZM221 139V140H220ZM225 139V140H224ZM13 141H14V139H12ZM121 140V141H120ZM122 140H123V142H122ZM126 140V141H125ZM140 142H139V141ZM164 140H166V142H164L163 144H162V142ZM213 140V141H212ZM93 141V142H92ZM103 141V142H102ZM168 141H170V142H168ZM182 142L181 144H180V146H179V149L181 148V146L182 147H184V149L182 148V149H180L179 151L177 150V147H175V145H176V142ZM218 141V142H217ZM222 141V142H221ZM257 141V142H256ZM119 142V143H118ZM142 142V143H143ZM149 142V143H150ZM175 142V143H174ZM178 142V143H179ZM186 142V143H185ZM188 142L190 143V144H188ZM197 144H196V143ZM232 142V143H231ZM259 142V143H258ZM94 143H95V145L96 146H94ZM103 143L105 144V145H103ZM155 143V144H156ZM166 143H167V145H166ZM169 143H171V145L169 144ZM177 143V144H178ZM211 143H213L212 145H211ZM227 143V144H226ZM144 144V145H145ZM165 144V145H164ZM169 144V145H168ZM184 144H186V145H184ZM195 144V145H194ZM217 144V145H216ZM103 145V146H102ZM130 145V146H131ZM184 145V146H183ZM192 145H194V146H192ZM219 145V146H218ZM225 145H227V147H225ZM148 146L149 147H152L153 149H151V148H149L148 149ZM154 146V147H153ZM159 146V147H158ZM165 146V147H164ZM167 146V147H166ZM170 146V147H169ZM173 146V147H172ZM215 146V147H214ZM230 146V147H229ZM5 147H6V145H5ZM101 147H103V148H101ZM143 148V149H139V148ZM146 147V146H145ZM155 147H158L157 149H158V151H156V153H155ZM175 147V149L177 150V153L175 152V153H173L174 152V150H173V148ZM218 147V148H217ZM7 149H8V146L6 147ZM5 148V149H6ZM100 148V149H99ZM105 148V149H104ZM125 148V149H124ZM170 150H169V149ZM188 148V149H187ZM196 150V151H194V149ZM231 150H230V149ZM102 149V150H101ZM104 149V150H103ZM107 149V150H106ZM136 149H138V150H136ZM160 149V150H159ZM229 149V150H228ZM9 150V151H8ZM8 150H6V151H8V153L6 152V153H3L4 155L5 154H8V155H3L2 154V158H3V156H4V159H3V161H2V163H0V264H27V262H28V259L29 260H31V258L32 259H34L33 257H35V258H37V255H35L36 253H35V251L36 250H34L35 249V245H36V241L34 242V241H32V240H29V239H31L32 238V236L30 235V232H28V231H26L30 226V224H33V226H34V224L36 223V227H37V224H38V227L37 228H39V230L40 229H42L43 228V225L44 224H46L45 222L46 221H44V220H48L49 218H47V216L49 215V213L47 212V211H45V212H47V214H45V215H43L44 214V210H45V207H43V205H44V203H41V202H43L42 200H40L39 198H38V201H37V198H36V194H35V196H34V193H36V189H35V191H34V188H36V187H34L35 185H33V184H31L32 182H33V180H32V176H30V174H29V172H28V170L22 165V162H20L19 161V159H17L18 157H17V155L15 154V151L13 150L12 151V149L10 150V148L8 149ZM79 150V149H78ZM121 150V151H120ZM125 150V151H124ZM136 150V151H135ZM148 150L149 151H151V152H153L154 151V156L153 155H151V157H149V156H146L147 154L146 153H150V152H148ZM162 150V151H161ZM167 150V151H166ZM175 150V151H176ZM144 151V152H143ZM147 151V152H146ZM160 151V152H159ZM164 151V152H163ZM188 151H190V152H188ZM60 152H61V150H60ZM104 152H106V153H104ZM135 152V153H134ZM139 152H141L140 154H139V156H138V153ZM169 152H170V155H169ZM181 152V153H180ZM185 152V153H184ZM196 153V155H195V153ZM79 153H80V151H79ZM181 155H180V154ZM194 153V154H193ZM107 154V155H106ZM110 154V155H109ZM144 154V155H143ZM158 154H160V155H158ZM171 154H172V156H171ZM174 154V155H173ZM109 155V156H108ZM137 155V156H136ZM141 155H142V157H141ZM155 155H157V156H155ZM162 155V156H161ZM188 155V156H187ZM210 155V156H209ZM211 155H213V156H211ZM216 155H217V157H216ZM221 155V156H220ZM225 155V156H224ZM146 157V159H145V157ZM153 156V157H152ZM163 156H164V158H163ZM199 156V157H198ZM80 157H81V155H80ZM108 157V158H107ZM111 157V158H110ZM112 157H113V159H112ZM117 157V158H116ZM139 157V158H138ZM140 157L142 158V159H140ZM149 157V158H148ZM157 157V158H156ZM172 157V158H171ZM179 157L180 158H182V159H180L179 160ZM192 157H196V159H194V158H192ZM204 157V158H203ZM230 157V158H229ZM259 157V158H258ZM260 157H262L261 159H260ZM116 158V159H115ZM118 158H119V160H118ZM174 158V159H173ZM211 158L214 160V162H213V160H211ZM241 159V161H240V159ZM85 161H84V160ZM110 159V160H109ZM112 159V160H111ZM120 159H122L121 161L125 164H121V165H117V162L119 163L120 162ZM176 159V160H175ZM186 159V160H185ZM229 159V160H228ZM231 159V160H230ZM238 159V160H237ZM244 159H246V160H244ZM257 159H259V160H257ZM263 159V160H262ZM82 162L86 165V167H87V165H88V160H87V158L86 157H82ZM168 160H169V163H168ZM173 160V161H172ZM199 160V162L200 163H198L197 161ZM202 160V161H201ZM205 162H204V161ZM208 160V161H207ZM223 160V161H222ZM235 160V161H234ZM243 160V161H242ZM87 161V162H86ZM140 161V162H139ZM155 161V162H154ZM172 161V162H171ZM174 161H176V162H174ZM187 161V162H186ZM193 161V162H192ZM218 161V162H217ZM259 161H260V163H259ZM113 162V163H112ZM145 162V163H146ZM164 162V165L162 164ZM203 162V163H202ZM221 162H222V165H221ZM224 162V163H223ZM225 162H226V164H225ZM239 162H241V163H239ZM4 163V164H3ZM6 163V164H5ZM188 163V164H187ZM193 163V164H192ZM205 163H206V166H205ZM218 163H220V164H218ZM230 163V164H229ZM235 165H233V164ZM251 163V164H250ZM115 164L117 165L116 167H115ZM156 164V165H155ZM173 166H172V165ZM184 164V165H183ZM198 164V165H197ZM202 164H204V165H202ZM209 164V165H208ZM242 164V165H241ZM244 164L246 165V166H244ZM253 164V165H252ZM2 165H3V167H2ZM7 166V167H5V166ZM84 165V166H85ZM113 165V166H112ZM167 165H168V167H167ZM177 165V166H176ZM228 165L230 166V167H228ZM250 165V166H249ZM255 165H257V166H255ZM261 165H263V166H261ZM89 167H90V163H89V165H88ZM124 166V167H123ZM137 166H139L140 167V165H137ZM149 166V167H148ZM152 166V167H151ZM156 166V167H155ZM159 166V167H158ZM203 166V167H202ZM210 166V167H209ZM213 166V167H212ZM226 166V167H225ZM23 167H24V169H23ZM89 167H88V169H89ZM116 168V170H115V168ZM119 167H120V169L121 170H118L119 169ZM146 167V168H145ZM160 167H162L164 170H162V168H160ZM169 167H170V169H169ZM190 169H189V168ZM194 167V168H193ZM205 167V168H204ZM216 167V168H215ZM223 167V168H222ZM238 167V168H237ZM240 167V168H239ZM246 167H248V168H246ZM260 167V168H259ZM143 168H145L144 170H143ZM156 168V169H155ZM173 168V169H172ZM176 168V169H175ZM225 168H227V169H225ZM229 168V169H228ZM258 168V169H257ZM50 168H48V170H49ZM87 169V170H88ZM139 169H141V170H139ZM146 169H148V171H146ZM151 169V170H150ZM161 169V170H160ZM189 171H188V170ZM193 169V170H192ZM199 171H198V170ZM219 169V170H218ZM221 169H223L222 171H221ZM236 169V171H234ZM244 169H246V170H244ZM248 169V170H247ZM24 170H27V172L25 171V172H23ZM86 170V171H87ZM129 170V171H128ZM133 172H132V171ZM139 171L138 173H139V175L141 174L142 175V177L143 176H145L146 175V179H144V178H142L141 176H139V175H136L137 174V171ZM156 172H155V171ZM170 170V171H169ZM192 170V171H191ZM215 170H216V172L217 173H215ZM252 170V171H251ZM254 170V171H253ZM52 170H50L49 171V175L50 174H52L53 175V173H54V175H56V173L54 172V171H52ZM89 171V170H88ZM119 171V172H118ZM146 171V172H145ZM159 171V172H158ZM174 171V172H173ZM180 171V172H179ZM188 171V172H187ZM194 171H195V173H194ZM213 171V172H212ZM243 171H245V172H243ZM10 172V173H9ZM51 172V173H50ZM121 172V173H120ZM135 172V173H134ZM156 173V174H153V173ZM165 174H164V173ZM172 172V173H171ZM197 172V173H196ZM229 172V173H228ZM232 172V173H231ZM252 172V173H251ZM24 173V174H23ZM26 173V174H25ZM89 173H92L91 172V170L89 171V172H87V175H89ZM95 174H90L88 177L90 178V176H91V178H90V180H91V182H92V184L95 186V184H96V186H97V188H95L96 190H97V192L99 191L100 192V195L99 196H101L102 198L101 199H103L102 201H104L103 203H106L107 204V207L109 206V208H111L110 210H111V212L113 211V210H116V211H113L112 213H114L115 214V212H116V216H114V214H113V216L114 217H117L118 215L117 214H121L123 211L121 210V209H119V208H121V203L119 202V200L117 199V198H115L114 197V195H113V193L111 192V190L110 189H108V187L107 186H105L106 184H107V182L106 181H104L103 179H101L99 176L100 175H98L97 174V176H96V172H94ZM128 173V174H127ZM130 173H134V174H130ZM145 173V174H144ZM149 173H150V175H149ZM159 173V174H158ZM176 175H174V174ZM179 173V174H178ZM212 173V174H211ZM213 173H214V175H213ZM218 173H219V175H218ZM223 173V174H222ZM253 173H254V175H253ZM255 173H256V175H255ZM23 174V175H22ZM144 174V175H143ZM148 174V175H147ZM158 174V175H157ZM169 174H171V175H169ZM188 174V175H187ZM191 174V175H190ZM196 174V175H195ZM222 174V175H221ZM229 174V175H228ZM231 174V175H230ZM233 174V175H232ZM246 174H248V175H246ZM11 177H10V176ZM27 175H28V177H27ZM52 175H50V177L53 179V176ZM129 175V176H128ZM153 177H152V176ZM161 175V176H160ZM167 177H166V176ZM198 175H199V177H198ZM208 175V176H207ZM227 175V176H226ZM235 175V176H234ZM241 175V176H240ZM246 175V176H245ZM251 177H250V176ZM31 177V180H30V177ZM93 176H95V177H93ZM135 176V177H134ZM139 176V177H138ZM148 176V177H147ZM149 176H151L152 177V179L153 180H151V177H149ZM163 176V177H162ZM168 176H172L171 178L170 177H168ZM201 176V177H200ZM234 176V177H233ZM238 176H239V178H238ZM245 176V177H244ZM55 177V176H54ZM129 177H131V178H129ZM182 177H184V179L182 178ZM208 177V178H207ZM221 179H220V178ZM223 177H224V179H223ZM226 177V178H225ZM234 179H233V178ZM262 177V178H261ZM26 178H29V179H27V180H29V182L26 180ZM97 178V179H96ZM138 178V179H137ZM143 179V180H141V179ZM147 178H149L151 181H146V180H148ZM178 180H177V179ZM187 178V179H186ZM189 178V179H188ZM211 178V179H210ZM228 178L230 179V180H228ZM257 178H258V180H257ZM23 179H25V180H23ZM58 178H57V175H56V179H53L54 181H56ZM94 179H96V181H94ZM100 179H101V182H100ZM141 180V182H140V180ZM156 179V180H155ZM162 179V180H161ZM164 179V180H163ZM171 179V180H170ZM176 179V180H175ZM180 179V180H179ZM203 179V180H202ZM209 179V180H208ZM219 179V180H218ZM97 180H98V182H97ZM103 180V181H102ZM136 182H135V181ZM157 180H158V182H157ZM189 180H190V182H189ZM202 181V183H201V181ZM222 180V181H221ZM243 180H244V182H243ZM246 180V181H245ZM25 181V182H24ZM27 181V182H26ZM32 181V182H31ZM139 181V182H138ZM146 181V182H145ZM155 181V182H154ZM169 181H170V183H169ZM177 181V182H176ZM211 183H210V182ZM219 181V182H218ZM228 181V182H227ZM238 181V182H237ZM242 183H241V182ZM259 181V182H258ZM24 182V183H23ZM31 182V183H30ZM56 182H58V184H60L59 183V179L56 181ZM95 182V183H94ZM106 182V183H105ZM143 182V183H142ZM148 182V183H147ZM150 182H153L152 184L150 183ZM165 182H167V183H165ZM195 182V183H194ZM207 182H209V183H207ZM213 182V183H212ZM22 183H23V185H22ZM27 183H29V185L27 184ZM141 183V185H139V184ZM151 185H150V184ZM179 185H178V184ZM200 183V184H199ZM226 183V184H225ZM27 184V185H26ZM136 184H138V185H136ZM148 184V185H147ZM159 184H161V185H159ZM170 184V185H169ZM183 186H182V185ZM204 184H206V185H204ZM208 184H209V186H208ZM215 184V185H214ZM224 184V185H223ZM252 186H251V185ZM24 185H25V187L27 188V191H26V188L24 187ZM63 185V184H62ZM136 185V186H135ZM143 185V186H142ZM150 185V186H149ZM196 185V186H195ZM212 185H213V187H212ZM263 185V186H262ZM58 186V185H57ZM74 186V188H75V186L76 185H73ZM78 186V185H77ZM145 187V188H142V187ZM149 186V187H148ZM154 186V187H153ZM192 186V187H191ZM205 186V187H204ZM256 186H257V188H256ZM24 187V188H23ZM99 187V188H98ZM103 189H101V188ZM147 187V188H146ZM172 187H173V189H172ZM195 187H197V188H195ZM211 187V188H210ZM231 187V188H230ZM253 187V188H252ZM57 188V187H56ZM61 188V185H59L58 186V191L60 192V194H57V193H59L58 191H57V189H56V194L58 195H53V197H54V199L56 200V198H58V197H60L61 199H62V196L64 195H66L65 197L67 198L68 197V188H66V190L67 191H64L65 189H60ZM65 188V187H64ZM73 188V187H72ZM73 188V189H74ZM79 188L80 187H76L74 190H76V191H74L73 189H71V192L73 191V193H71V192H69V197L70 198H67V200H68V203H70V205L72 206L73 205V203H74V201H75V203H74V206H72V208L74 209V207L76 206L77 208H79V207H81V205L83 204L84 205V203L87 201L88 203H87V205H86V203H85V205L86 206H82L81 208H79V210L75 207V209L76 210H78V211H76V212H81L80 210L81 209H83V208H86V207H88L89 206V203H94V202H92V201H89L90 199H89V197H88V195H86V194H79L80 193V191H78L79 190ZM137 188H139V189H137ZM149 188V189H148ZM180 188V189H179ZM210 188V189H209ZM255 188V189H254ZM263 188V189H262ZM29 189H31V191H29ZM33 189V190H32ZM60 189V190H59ZM99 189V190H98ZM108 189V190H107ZM143 189H145V191L143 190ZM154 189V190H153ZM175 189V190H174ZM183 189V190H182ZM190 189V190H189ZM195 189H197V190H195ZM213 189H215V191L217 190V192H215ZM222 189V190H221ZM251 189V190H250ZM107 190V191H106ZM137 190V191H136ZM149 192H148V191ZM174 190V191H173ZM182 190V191H181ZM193 190V191H192ZM204 190H206V191H204ZM207 190H208V192H207ZM260 190V191H259ZM263 190V191H262ZM25 191V192H24ZM61 191H63V192H61ZM79 193H78V192ZM101 191H102V193H101ZM140 191H142V192H140ZM151 191V192H150ZM186 191H187V193H186ZM189 191H191L192 193H190ZM198 191V192H197ZM231 191V192H230ZM238 191V192H237ZM257 191V192H256ZM67 194H66V193ZM98 192V193H99ZM104 192H105V194H104ZM106 192H107V194H108V192H111L110 194H106ZM136 192V193H135ZM154 192L156 193L155 195H154ZM173 192H174V194H173ZM182 192H183V194H182ZM209 192H212V194L211 193H209ZM222 192V193H221ZM225 192V193H224ZM22 193H23V195H22ZM31 193V194H30ZM77 193H78V195H80L81 197L79 198L78 196H73V195H77ZM133 193V194H132ZM148 195H147V194ZM167 193V194H166ZM181 193V194H180ZM189 193V194H188ZM207 193V194H206ZM231 193V194H230ZM253 193H254V195H253ZM151 194V195H150ZM153 194V195H152ZM171 194V195H170ZM210 194V195H209ZM233 194V195H232ZM236 194V195H235ZM242 194V195H241ZM244 194H246L245 196H244ZM30 195V196H29ZM84 195V196H83ZM111 195H113V197L111 196ZM185 195V196H184ZM196 195V196H195ZM204 195V196H203ZM218 195H220V196H218ZM222 195H223V197H222ZM225 195V196H224ZM24 196V197H23ZM34 196V197H33ZM73 196V197H72ZM104 196V197H103ZM107 196V197H106ZM110 196V197H109ZM141 196H143V197H141ZM146 196V197H145ZM149 196V197H148ZM154 196V197H153ZM160 196V197H159ZM210 196V197H209ZM212 196H214V197H212ZM216 196V197H215ZM232 196V197H231ZM234 196V197H233ZM237 196H238V198H237ZM250 196H251V198H250ZM263 196V197H262ZM28 199H27V198ZM32 197V198H31ZM38 197V196H37ZM65 197H63V199L65 200L66 198ZM71 197H72V204H71V202L69 201V199L71 200ZM75 197V198H74ZM84 197H86L85 199H84ZM109 197V198H108ZM137 197V198H136ZM151 197V198H150ZM157 197V198H156ZM181 197V198H180ZM190 197V198H189ZM212 197V198H211ZM240 197V198H239ZM247 197V198H246ZM25 198V199H24ZM57 199V200H60V202H61V199ZM206 198V199H205ZM219 198V199H218ZM245 198V199H244ZM258 198V199H257ZM263 198V199H262ZM62 199V201H64ZM73 199H75V200H73ZM81 199H83L82 201H81ZM87 199H89V200H87ZM108 199V200H107ZM112 199V200H111ZM116 201H118V202H116ZM135 199V200H134ZM137 199V200H136ZM140 199V200H139ZM151 199V200H150ZM153 199V200H152ZM184 199V200H183ZM194 199V200H193ZM195 199H197V201L195 200ZM209 199H212V200H209ZM223 199V200H222ZM229 199V200H228ZM241 199V200H240ZM246 200V202L244 201V200ZM79 200V201H78ZM85 200V201H84ZM147 200V201H146ZM150 200V201H149ZM216 200V201H215ZM23 201V202H22ZM27 201V202H26ZM30 201V202H29ZM33 201V202H32ZM35 201V202H34ZM115 203H114V202ZM136 201V202H135ZM189 201H190V203H189ZM193 201V202H192ZM195 201V202H194ZM207 201L209 202V203H207ZM215 201V202H214ZM248 201V202H247ZM254 201V202H253ZM256 201V202H255ZM32 202V203H31ZM39 202V203H38ZM54 203H60L59 201H53ZM65 202V201H64ZM67 202V201H66ZM65 202V205L67 204ZM83 202V203H82ZM143 204H142V203ZM196 202H198L199 203V205L196 203ZM211 202H212V204H211ZM217 202H219V203H217ZM227 202H230V203H227ZM249 202H252V203H249ZM30 203V206H31V208L33 209H30V207H29V210L27 209V207L29 206L28 204ZM77 203V204H76ZM82 203V204H81ZM112 203V204H111ZM116 205H114V204ZM138 203V204H137ZM192 203H193V205H192ZM196 203V204H195ZM23 204V205H22ZM28 206H27V205ZM41 204H43V205H41ZM64 203L63 202H61L60 203V207L61 206H63V207H61V208H63V210H64V208H65V210H66V207H68V205L67 206H65L64 207V205H63ZM76 204V205H75ZM79 204H81V205H79ZM140 204V205H139ZM205 204V205H204ZM210 204V205H209ZM215 204L217 205V206H215ZM229 204V205H228ZM110 205H111V207H110ZM117 205H118V208H117ZM137 205H138V208H137ZM188 205V206H187ZM195 205V206H194ZM203 205V206H202ZM211 205H212V209L210 208L211 207ZM231 205V206H230ZM27 206V207H26ZM35 206H36V208H35ZM37 206H41L42 207V211H41V207L40 208H38ZM71 206H69V207H71ZM93 206V207H92ZM114 206H115V208H114ZM141 206V207H140ZM208 206V207H207ZM226 206H230L228 209H227V207ZM263 206V207H262ZM24 207H25V211H24ZM68 207V208H69ZM95 207V204H90V207H89V210L87 211L88 213H90V214H88L87 213V219L89 218V221L88 220H86V218H84V220H80V217L78 216V214L77 215H75V209L73 210V211H71V209L72 208H70L69 210H70V212H67L66 214H71L72 213V216H73V213H74V216L71 218L69 215H67V217H66V220H67V223L69 224V225H72V221L71 220H73L75 223L76 222H78V220H80V221H82V224H86L85 226L84 225H82V224H78L77 225V227L76 226H74V225H72V226H74V228L71 230V233L73 234V232H74V229H76V230H78V231H76V232H74L75 234H73L74 236L76 235H78L77 237L75 236H73L74 238H76L74 241H75V244H74V242H73V245H76V246H80V244L78 243L79 241L78 240H81V241H84V243H86L85 244V246H86V248L88 249V251L90 252L91 251V254L87 251H83L84 253H88V255L86 256V258H88V259H86V261L88 262V263H86V264H89L90 262V264H98L100 261V263L99 264H149V262H150V264H152V262H153V264H167V263H165L162 259H160L157 255H155L154 253H152L151 251H149L145 246H138V245H136V243H135V237H134V234L132 233V231L130 230V228L129 227H127L126 228V226H125V224H123L122 225V223L120 224H116L115 223V225H113V224H111V221L108 219L109 217L108 216H101V215H99V216H95L96 214H97V212H96V214H95V211L97 210V208L96 207H98L97 205H96V210L95 209H93ZM205 207V208H204ZM218 207V208H217ZM222 207V208H221ZM226 207V208H225ZM232 207V209H230ZM90 208H92L93 210H94V213H93V210H91ZM137 208V209H136ZM147 208V209H146ZM194 208V209H193ZM259 208H261V209H259ZM36 211H35V210ZM136 209V210H135ZM140 209H142V210H140ZM191 209V210H190ZM198 209V210H197ZM218 209V210H217ZM222 209V210H221ZM223 209H225V210H223ZM230 209V210H229ZM252 209V210H251ZM41 211V212H43L42 214L40 213V212H38V211ZM46 210H47V208H46ZM64 210V211H65ZM68 210V209H67ZM66 210V211H67ZM68 210V211H69ZM138 210V211H137ZM140 210V211H139ZM145 212H144V211ZM205 210V211H204ZM209 210H211V211H209ZM251 210V211H250ZM24 211V212H23ZM27 211V212H26ZM118 211V212H117ZM120 211H122L121 213H120ZM149 211V212H148ZM186 211V212H185ZM212 211H215V212H212ZM218 211V212H217ZM220 211V212H219ZM221 211H222V213H221ZM228 211V212H227ZM257 211V212H256ZM31 212V213H30ZM35 214H34V213ZM142 212V213H141ZM188 212V213H187ZM192 214H191V213ZM201 212V213H200ZM28 213V214H27ZM41 214L39 217H38V214ZM145 213V214H144ZM202 213H204V214H202ZM207 213V214H206ZM215 213V214H214ZM221 213V214H220ZM257 213V214H256ZM86 214V213H85ZM99 214V213H98ZM97 214V215H98ZM136 214H139L138 216L136 215ZM143 214V215H142ZM230 214V215H229ZM232 214V215H231ZM142 215V216H141ZM213 215V216H212ZM216 215V216H215ZM227 215H229V216H227ZM246 215V216H245ZM259 215V216H258ZM30 218H29V217ZM35 216V217H34ZM37 216V217H36ZM43 216H45V218H47V219H42L43 218ZM75 216H77V217H79V218H77V217H75ZM86 216V215H85ZM85 216H83V217H85ZM149 216V217H148ZM151 216V217H150ZM203 216V217H202ZM215 216V217H214ZM219 218H218V217ZM222 216V217H221ZM225 216H227V217H225ZM231 216H233V217H231ZM242 216V217H241ZM244 216V217H243ZM257 217V218H255V217ZM24 217V218H23ZM68 217H70V219L68 218ZM83 217H82V219H83ZM93 217H94V219H93ZM96 217V218H95ZM97 217H102V218H104L105 217V219H102V218H98V220H97ZM191 217V218H190ZM195 217V218H194ZM206 217V218H205ZM209 217H210V219H209ZM216 218V219H214V218ZM223 217H225V218H223ZM250 219H249V218ZM38 218V219H37ZM74 218H75V220H74ZM76 218H77V221H76ZM145 218V219H144ZM204 218V219H203ZM223 218V219H222ZM26 219H27V221H26ZM29 219V220H28ZM31 219V220H30ZM35 219V220H34ZM44 221V222H42V220ZM68 219H69V221H71L70 223L68 222ZM96 219V220H95ZM100 219H101V222H102V220H103V222H102V224H104V228H101L100 227V225H99V227H100V229L98 228V226H97V224H96V222L99 224V221H100ZM106 219H108V220H106ZM147 219V220H146ZM194 219H196V221L194 220ZM241 219V220H240ZM253 219V220H252ZM260 219V220H259ZM34 220V221H33ZM37 220V221H36ZM39 220V221H38ZM86 220V221H85ZM213 220V221H212ZM222 220H223V222H222ZM225 220V221H224ZM228 220V221H227ZM257 221V222H252V221ZM26 221V223L27 222H29V223H27V224H24V223H22V222H25ZM30 221H31V223H30ZM32 221H33V223H32ZM93 221V222H92ZM106 221V222H105ZM227 221V222H226ZM234 221H236V222H234ZM248 223H246V222ZM261 221V222H260ZM38 222V223H37ZM48 222V221H47ZM85 222V223H84ZM90 223V224H87V223ZM110 224H109V223ZM233 222V223H232ZM41 223V226L39 225ZM43 223V224H42ZM92 223V224H91ZM94 223V224H93ZM227 223V224H226ZM230 223H232V224H230ZM234 223H236V224H234ZM256 223V224H255ZM260 223V224H259ZM23 224V225H22ZM48 224V223H47ZM45 225L44 227H46V226H48L49 227V225ZM67 224V225H68ZM206 224V225H205ZM253 224V225H252ZM261 224H263V225H261ZM24 225H26V227H23ZM81 225V226H80ZM88 225H89V227H88ZM90 225H92V227L90 228ZM113 225V226H112ZM228 225H230V227L228 228ZM241 225H243V226H241ZM29 226V227H28ZM71 226V227H72ZM97 226V227H96ZM110 226V227H109ZM250 226H251V229H250ZM260 228H259V227ZM35 227V226H34ZM42 227V228H41ZM48 227H46L47 229H48ZM76 227V228H75ZM240 227H242V228H240ZM243 227H244V229H243ZM25 228H26V230H25ZM45 228V229H46ZM107 228L110 230H107ZM114 228V229H113ZM122 228H124V230L122 229ZM234 228V229H233ZM34 229H36V228H34ZM46 229V231H48ZM49 229H51L52 230V228H50L49 227ZM90 229V230H89ZM101 229L103 230V229H106V230H103V231H101ZM116 229V230H115ZM117 229H122L123 231H119V230H117ZM152 229V230H151ZM258 229V230H257ZM263 229V230H262ZM50 230V231H51ZM251 230V231H250ZM24 231H26L27 233H25ZM73 231V232H72ZM98 233H97V232ZM108 231V232H107ZM121 232L120 234H117V232ZM232 231V232H231ZM90 232V233H89ZM93 232V233H92ZM100 232V233H99ZM107 234H106V233ZM110 232V233H109ZM118 232V233H119ZM127 232H128V234H127ZM238 232V233H237ZM46 233V232H45ZM48 233H50L49 231L47 232V234ZM51 233H52V231H51ZM51 233H50V235H51ZM96 233V234H95ZM129 233H132V234H130L129 235ZM153 233V234H152ZM242 233V234H241ZM81 234L83 235V236H81ZM98 234V235H97ZM113 234V235H112ZM122 234L124 235V236H122ZM26 235H27V239H26ZM31 237H30V236ZM49 235V234H48ZM100 235V236H99ZM108 235H110V236H108ZM132 235V236H131ZM80 236V237H79ZM88 236H89V238H88ZM94 236H95V239L97 240V241H95V239H94ZM112 236V237H111ZM25 237V238H24ZM28 237H30V238H28ZM131 237V238H130ZM80 238H82V239H80ZM83 238H84V240H83ZM78 239V240H77ZM104 239V240H103ZM120 239V240H119ZM86 240V241H85ZM92 240V241H91ZM101 240V241H100ZM103 240V241H102ZM115 240H117V241H115ZM131 240V241H130ZM28 241V242H27ZM29 241H32L33 243H35V247L34 246H32L31 244H33L32 242H31V244H30V242ZM78 241V242H77ZM80 241V242H81ZM99 241V242H98ZM122 241V242H121ZM25 242V243H24ZM105 242V243H104ZM30 245H29V244ZM83 243V242H82ZM81 243V244H82ZM83 243V244H84ZM89 243V244H88ZM110 243V244H109ZM125 243H127V244H125ZM23 244V245H22ZM88 244V245H87ZM91 244H92V246H91ZM104 244V245H103ZM135 244V245H134ZM26 245H27V247H26ZM110 245L112 246L111 248H109L110 247ZM124 245V246H123ZM134 247H133V246ZM90 246V247H89ZM103 246V247H102ZM114 246V247H113ZM122 246V247H121ZM133 247V250H131V248ZM24 249H23V248ZM92 247H93V249H92ZM98 247V248H97ZM119 247V248H118ZM128 247V248H127ZM138 247V248H137ZM141 247V248H140ZM14 248V249H13ZM26 248V249H25ZM90 248V249H89ZM107 248H109V249H107ZM112 248H114V249H112ZM125 248H127V249H125ZM250 248V249H249ZM256 250H255V249ZM12 249H13V251H12ZM19 249V250H18ZM100 249H102V250H100ZM105 249V250H104ZM111 249V250H110ZM119 249H121V250H119ZM123 249V250H122ZM254 249V250H253ZM19 252H18V251ZM28 250V251H27ZM34 250V252H32ZM98 250H99V252H98ZM139 250H140V252H139ZM229 250V251H228ZM249 250H252V251H249ZM12 251V252H11ZM23 251H25L26 252V254H25V252H23ZM96 251V252H95ZM103 251H104V253H103ZM109 251H111V252H109ZM119 251V252H118ZM124 251V252H123ZM138 251V252H137ZM149 251V252H148ZM249 251V252H248ZM256 251H260L259 253L258 252H256ZM117 252V253H116ZM127 252H130V253H127ZM136 252V253H135ZM142 252V253H141ZM229 252H230V254H229ZM15 253V254H14ZM20 253H21V255H20ZM23 253L25 254V255H23ZM35 253V254H34ZM94 253V255H92ZM109 253H110V255H109ZM115 253V254H114ZM126 253H127V255H126ZM177 253V254H176ZM251 255H250V254ZM255 253V254H254ZM16 254H18V255H16ZM27 254H29L30 255V257L29 258H26L25 256H29V255H27ZM34 254V255H33ZM96 254V255H95ZM117 254V255H116ZM132 254V255H131ZM137 254V255H136ZM141 255L140 257H138L139 255ZM147 254V255H146ZM153 254V255H152ZM227 254H229V255H227ZM22 255H23V257H22ZM31 255H33V256H31ZM91 255V256H90ZM106 255V256H105ZM113 255H114V257H113ZM124 255V256H123ZM126 255V256H125ZM150 255V256H149ZM19 256V257H18ZM88 256H90V257H88ZM102 256V257H101ZM105 256V257H104ZM131 256H133V257H131ZM135 256V257H134ZM153 256V257H152ZM251 256H252V258H251ZM93 257V258H92ZM100 257V258H99ZM121 257V258H120ZM129 257V258H128ZM144 257V258H143ZM145 257H147V259L145 258ZM25 259V260H23V259ZM95 258V259H94ZM116 258V259H115ZM118 258V259H117ZM152 258V259H151ZM101 259V260H100ZM112 259H114V260H112ZM120 259V260H119ZM124 259V260H123ZM130 261H129V260ZM178 259V258H177ZM23 260V261H22ZM91 260V261H90ZM115 260H116V262H115ZM134 260V261H133ZM149 260V261H148ZM85 261V260H84ZM96 261H98L97 263H96ZM114 263H113V262ZM124 261V262H123ZM125 261H127V262H125ZM129 261V262H128ZM141 261V262H140ZM144 261V262H143ZM103 262H105V263H103ZM148 262V263H147ZM29 264H32V263H30V261L28 262Z\"/></svg>","mask_w":264,"mask_h":264}]
</instances>
